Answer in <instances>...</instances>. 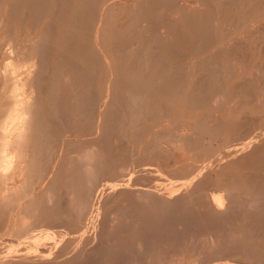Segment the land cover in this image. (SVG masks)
I'll return each mask as SVG.
<instances>
[{
    "label": "rangeland",
    "instance_id": "1",
    "mask_svg": "<svg viewBox=\"0 0 264 264\" xmlns=\"http://www.w3.org/2000/svg\"><path fill=\"white\" fill-rule=\"evenodd\" d=\"M15 1V2H14ZM40 4V5H42L43 4V6H41L42 7V9H40L39 10V8H40V5L38 4V5H36L37 4V2ZM48 1V2H47ZM63 1H67L68 2V4L67 3H65L66 5H64V3H63ZM82 2H83V0H81ZM80 0H73V2H72V0H43V1H41V0H0V5H2V6H0V13H4V16L2 17L3 18V20H2V26H1V28H0V34H5V35H3V36H7L8 35V37H11V38H13V39H15V40H18L19 39V35H21L22 36V45H24L27 41H26V39H25V37H27L28 35H31V39H32V41H33V46H31V48H29L28 46H26L25 48L27 49V48H29L30 50H31V52H32V54L33 55H35L36 56V58H37V56L39 57V56H41V55H39V54H37V51H39V47H40V45L38 44V41H39V43L41 42L40 40H43V42H44V45H42L41 43V46H44V48L43 47H40V52H38V53H42L43 55H45V59L47 60V62H46V60L42 57V58H39V59H43V60H41V64H42V62L45 60V62H46V64L43 62V64L41 65V67H40V72L43 70L44 72H45V69H47V71L44 73V75H46V74H49L50 73V71H51V67H50V65H51V63H53L52 61H53V59L55 60L56 58H57V63L56 64H58L57 65V67L59 68H61V69H65L67 66V68H66V70L67 69H69L70 67L72 68V67H74V66H77V68H79V73L82 75V76H84V77H82V79H81V83H83V84H80V86H79V90L80 91H83L85 88H88L89 89V87H88V82H90V83H94V85H96V89H97V91H98V86H97V84L95 83V81H96V79L99 77V69H98V67H99V65L97 66L96 64H94L93 63V61L91 60V59H93L94 60V62H95V57L97 58V56H99L100 54V52H101V54L102 55H104L105 56V58L101 55V56H99L98 58H99V61L98 60H96V61H98V63L99 64H102V65H104L105 64V68H106V71H107V74H106V76H105V80H108V82H106L105 81V84H107V83H109V78L110 79H112V77H113V75L111 74H109V70H107V68L108 69H110V71H111V69L115 66V63H119L120 64V66L122 67L123 65V67L122 68H124L125 69V67L127 68L126 70H134V68H133V65L135 66V64H136V67H138V68H135L136 70H134V71H136L137 72V74H138V72H140L138 75H139V78L138 79H140L141 81H143V80H148V78L150 77L151 78V80L152 79H154L153 81H155L156 83H160V82H162L163 81V79L162 78H164V81L162 82V83H164L165 81V83L167 84L169 81H171L172 80V83L174 84H176V83H178V81H181V79L183 78L184 79V77H185V79L188 81L187 82V84H185V79H184V81L185 82H183V81H181V82H179L178 84H180V83H182L183 84V86L185 87H183L182 85H179V86H182L183 87V89H180V88H177V90L179 89L180 91H182V92H180V94H178L177 92L179 91H177L176 93V95L178 96H181L183 99H188L189 100V95H191V96H193V97H197V98H195L196 100H194V98H192L191 100L192 101H194L193 103H185V104H183V105H175V103H173L172 101H170V99L168 100V97H167V94L168 93H170V91H168V93H165L166 94V96H165V94H162L161 96H160V94H159V92L162 90V89H165L164 87L161 89L158 85L156 86V83H153V81L151 82V80H150V85L151 84H153L154 85V87H157V89H160V91L159 92H152V89H154V87L153 86H151L152 87V89H150L149 90V88H147V90H148V92L146 91L145 92V89L146 88H144V94L142 93V95L140 96V98H137V100H135L136 101V103H137V105L135 106V108H134V101H133V103H132V99H130V98H132L134 95H129L128 94V96H129V100H131V104H133V105H131V107H133V109H135L136 110V113H137V110L139 109V104H141L140 105V107H142V109L140 108L139 110H141V112L142 113H144L142 116H144L145 118H143V120L144 121H141L142 119V116L141 115H138V118L140 119V120H135V124H136V121H139L138 122V125L137 126H133V127H135L134 128V131L133 132H135V130H136V132L135 133H133L134 135H133V137L135 138V140L134 139H132L133 137L131 136L130 137V139H132L133 141H134V146H133V143H131L132 142V140H130L129 138H128V134L130 135V134H132V133H128L127 135L125 134V130L123 129V128H125V126H123V128H120V126H117L116 127V129H115V132L113 131V129L115 128V125L116 124H114V122H115V117L118 119L120 116H124V117H120L122 120L121 121H123V124L124 125H126V123L128 122V118L127 117H129V115H130V113H129V111H130V107H129V109H128V105L130 106V101L128 100V101H124L126 98H127V94H124L125 92H121V91H118L117 90V92H115L114 93V95L116 94V93H120V96H122V97H124V99L122 98V97H120L119 96V93L118 94H116L117 95V97L119 96L120 97V99L122 98V100H119V103H121V105H119V103H118V105L120 106H118L117 104H114V105H117V107L119 108H115L116 106H114L113 105V103L112 102H108L107 103V100H109V99H111V98H114V97H116V96H114V95H110V97H108V94H106V98H105V106H106V109L108 108V107H110L108 110H107V112H106V114H108V116L107 115H105V118H106V116L108 117V121L109 122H107L106 121V119H105V121H106V124H104V126H106V125H108V127L110 126V127H112V125L114 126V128L112 129H110V127H109V129L108 128H106V130L107 131H105L106 133H104V134H106L105 136H103V142H105V144L106 145H108L107 147H108V149H109V151L107 152L106 150H103V153H102V155H104L105 157H103V165H102V170L100 171L101 172V174H100V176L98 177V174H95L94 172L96 171L95 169H98L97 168V166L95 167V166H93V168H92V170L91 171H93V173L92 172H89L90 174H93V176H92V178H91V176H89V178L91 179V180H94V179H96V178H94V176L95 177H97V178H101L100 179V185H99V183L97 182L96 184H93V185H91V186H88L86 189H85V191H83L84 192V195L85 196H87V195H89V198L86 200V201H88L89 200V202H86V204H87V206L89 207H87L86 205H85V207H86V209H89L92 213V215H93V217H92V215L91 214H88V215H86V214H83L82 216H84L85 217V219L80 215L79 217L78 216H76V217H78L77 219L79 220L80 219V217H82L81 219H83L84 220V222H81V223H84L83 224V226H82V224L81 223H79V221H78V225H77V221L75 220V216L73 215V217H75V218H71V219H73V220H71L70 218L68 219L69 221H70V223H69V221H67V220H64V218L63 219H61L62 218V216H66V215H68V217H69V215L71 214L72 215V213H73V211H71V210H68V213L69 214H66L65 213V211L64 210H62L63 212H61V209H62V207H65L63 204H64V200L62 201V198H61V200H59V201H57L58 202V204L59 205H63L61 208H59L60 206L59 205H57L58 206V208L57 209H60V211L59 212H61L60 214H59V212H58V214H59V216L61 217V218H59L58 217V214H56L57 216H56V220L57 219H60V221H59V223H57L58 222V220H57V222H56V220L54 219V222L53 223H55L54 225H56V226H54V227H52L53 229H54V233L55 234H57V238L54 240V242H53V247H54V249L56 248V246H61V245H63V246H65V248L64 247H62V248H64L65 249V251H66V249H67V251L65 252L64 251V249H62L61 247V249H62V252L64 251L65 253H67V252H71L69 249L71 248V250H72V253L73 252H76V251H73V250H75L74 248L72 249V247H74V246H69L70 244H68V243H70L71 242V245L74 243V242H72V241H79V240H83V239H85L86 237H88V240L90 241V237H89V235L88 234H90V236H91V239H92V241L93 242H90L89 244H86V241L85 242H83L82 243V241H80V243H82L81 245H85L84 247L85 248H87V251H86V249H83L84 247L83 246H81L80 245V243H77V244H79L80 246V248L81 247H83L82 249H79V247H78V245H76V243H75V247L77 248V249H79L80 251L81 250H83V252L85 251V253H86V255H85V257L87 258V263H86V261L84 262V261H82L83 262V264L85 263V264H92V262H93V264H98L97 262V260H99V258L101 257L102 259H100L99 260V264H115V261H117V264H119V260L122 258H120V253L121 252H123V250H124V252H123V254H125V251L127 252V255H128V253H129V251H131V249H132V247L134 248V247H136V248H134L132 251H135V253L137 252L139 255L138 256H140L141 257V255L140 254H142V252H143V259H140V261L141 260H144L143 262H142V264L143 263H145L146 264V262H148L147 260H146V258H145V252H146V254H147V252H148V254L150 255V254H152L151 256L152 257H149L148 256V254L146 255V257L148 256V258H152L151 260H149V262H160L161 261V264H168V262L170 263V264H173V263H175V264H193V263H195V264H197V263H199L200 264V262H205L204 264H206V261H207V264H234V261H235V264H247V261H248V264H255L254 262H257L259 259H261V261L263 262L264 260L262 259V258H264V224L261 222L262 220H264V214H262V212L264 213V211H262L261 212V210H264V209H260V207H263V205L261 206V204H264L263 202H264V200H263V196L261 197L260 196V194L261 193H263L264 194V187H263V185L261 186L260 184L262 183L263 184V180L260 178L261 177V175H262V178H264L263 176H264V167H262V166H264V164H262V166H261V163H264L263 161L261 162L260 160H263L264 159V136L262 137V136H260V132L262 131V133L264 132V122H262V121H264V120H262V117H263V115H264V69H261V67L262 66H264V0H236V1H234V3L235 2H237L236 3V5L235 4H231V5H228L229 6V8H227L228 6L227 5H223V3H225L226 1H228V0H206V2L204 3L203 1H205V0H175L174 2H172V1H170L169 3L171 4V6L173 5V8L171 9L170 7H167V9H166V6H168V1L167 0H165V3H166V1H167V4H166V6H165V3H163L164 4V6H165V8L163 7V5H162V2L163 1H159L158 0V2H157V0L155 1V0H128V3L127 2H123V4H121V5H123V6H119V5H113V6H111L109 3H103V1L102 0H91V1H94V2H91L90 0V2L92 3H86V1L87 0H85V2L82 4V2H81ZM126 1V0H125ZM153 1V2H152ZM207 1H208V3H207ZM11 2L13 3L12 5H11ZM32 2V3H31ZM33 2H35V3H33ZM95 2L97 3V7H96V4H95ZM140 2V3H139ZM188 2H190V3H188ZM195 2V3H194ZM42 3V4H41ZM47 3H49V4H47ZM176 3H178L177 4V6H174V4H176ZM186 3V4H185ZM209 3H211V4H209ZM217 3V4H216ZM245 3V4H244ZM47 4V5H46ZM77 4H79L78 6H80V7H77L76 5ZM84 4L86 5V7L87 8H89L88 10H87V8L85 9V6H84ZM169 4V5H170ZM90 5H92L91 7H90ZM108 7H107V6ZM126 5V6H125ZM211 5V6H210ZM235 5V6H234ZM238 5V6H237ZM63 6H65L64 8H65V11H64V9H62V7ZM76 6V7H75ZM104 6H106V8L104 7ZM109 6H111V8L109 9ZM209 6L211 7V8H209ZM213 6V7H212ZM223 6H225L224 7V9H223ZM231 6V7H230ZM38 7V8H37ZM55 7H56V11H53L52 12V10H54L55 9ZM122 7V10L120 11V8ZM233 7H234V10L232 11V9H233ZM237 7V8H236ZM262 7V8H261ZM15 8V9H14ZM58 8V9H57ZM75 8V9H74ZM82 8V9H81ZM96 8H97V10H96ZM102 8H103V11H102ZM105 8V9H104ZM117 8V10H115V9ZM127 8V9H126ZM170 8V9H169ZM191 8V9H190ZM14 9V10H13ZM78 10V12H77V10ZM91 9V10H90ZM114 9V10H113ZM188 9H190V10H188ZM195 9V10H194ZM223 9V10H222ZM226 9V10H225ZM230 9V10H229ZM236 9H237V11H236ZM261 9V10H260ZM11 10L13 11V12H11ZM41 10H42V12H41ZM62 10L64 11L63 12V14H62ZM73 10H74V12L77 14V16L74 14V12H73ZM76 10V11H75ZM80 10V11H79ZM81 10L83 11V12H85V11H87V12H85V13H87V16H84V13L82 12L81 13ZM110 10V11H109ZM125 10V11H124ZM126 10H127V12H126ZM177 10V11H176ZM215 10V11H214ZM258 10V11H257ZM262 10H263V13H261L262 12ZM58 11V12H57ZM88 11H90L91 12V16H93V17H91V16H89L88 17ZM94 12V14L96 13V11H97V13L94 15H92V13ZM191 11H193L192 13H191ZM25 12V13H24ZM35 12V13H34ZM60 12H61V14H60ZM101 12H102V14H101ZM111 12V13H110ZM177 12L179 13V14H177ZM188 12H189V14H188ZM210 12V13H209ZM237 12V13H236ZM8 13H10L11 14V16H10V14L8 15ZM52 13H53V15H52ZM58 13V14H57ZM126 13V14H125ZM128 13V14H127ZM185 15H184V14ZM197 13V14H196ZM216 13V14H215ZM236 13V14H235ZM250 13V17L248 16V14ZM72 16V18L74 19H71V17H70V15ZM181 14H182V16H181ZM191 14V15H190ZM193 14V15H192ZM262 14V15H261ZM56 15H63L62 17H61V19L59 18V16L58 17H56ZM74 15V16H73ZM78 15H80L79 17H78ZM86 15V14H85ZM256 15V16H255ZM7 16V17H6ZM15 16V17H14ZM50 16H52V18H49ZM78 17L79 19L78 20H76V22L75 23H73V21H75V18L76 17ZM96 16V18H94ZM186 16H190V18L188 17V19H186L187 17ZM14 17V18H13ZM84 19H83V18ZM91 17V18H90ZM100 17H102V18H100ZM111 17V18H110ZM182 17V18H181ZM254 17V20L252 19ZM256 17V18H255ZM258 17V18H257ZM70 18V19H69ZM88 18H90L89 19V23H87L88 21H87V19ZM92 18H94V20L95 19H97V21L95 22V21H92L93 19ZM196 18H199V20L200 19H202V20H204L205 18H207L208 19V21H206L208 24H209V27L211 28H213V30L212 31H214V32H212L211 31V33L208 35V36H205V37H203V35L200 33V32H198V31H195L196 32V34L193 32V31H191L193 28V25L195 26V24H197V20L198 19H196ZM11 19H12V21H11ZM40 19V20H39ZM110 19V20H109ZM169 19V20H168ZM184 19V20H183ZM190 19H192V20H190ZM194 19H196V21L194 20ZM207 19H205V20H207ZM242 19V21H240ZM246 19H247V21H246ZM51 21V23H49V25L48 24H46L48 21ZM70 20V21H69ZM86 20V21H85ZM104 20V21H103ZM108 21V22H105V21ZM173 22H172V21ZM187 22H186V21ZM204 20V21H205ZM247 22H245V21ZM9 21V22H8ZM10 21H11V23H10ZM49 21V22H50ZM66 21H68V23L66 22ZM82 21V22H81ZM101 21V22H100ZM193 21H195V23L193 22ZM210 21H212V22H210ZM252 21V22H251ZM263 21V22H262ZM78 22V23H77ZM94 22L96 23V24H94ZM98 22V23H97ZM99 22H100V24H99ZM175 22V23H174ZM184 22V23H183ZM191 22H192V29H189L188 27H190L191 26ZM243 23L242 24V26H239V25H241L240 23ZM254 22V23H253ZM260 24H259V23ZM35 23V24H34ZM65 23L67 24V25H65ZM183 23V24H182ZM210 23H212L213 24V26H212V24H210ZM257 23H258V25H257ZM33 24L35 25L34 27H33ZM79 24V25H78ZM86 24H87V26H86ZM105 24H107V25H105ZM189 24V25H188ZM198 24H199V22H198ZM239 24V25H238ZM255 26H254V25ZM263 24V25H262ZM48 27L47 29H49V27L51 26V25H53L52 27H51V30L50 31H46V27ZM62 25H63V27H62ZM64 25H65V28H64ZM69 25V26H68ZM74 25V27H73V30L71 31V28H70V26H73ZM91 26V28L93 29L92 30V33H91V31H90V26ZM92 25H93V27H92ZM173 25V26H172ZM177 25V26H176ZM254 26V28L252 27V26ZM67 26V27H66ZM84 27L83 29L81 28L80 30L79 29H77V28H79V27ZM117 26V27H116ZM187 26V27H186ZM239 26V27H238ZM249 26V28L250 27H252V29H254V32L252 31V29L250 28L249 30H248V28L245 30V27H248ZM11 27L13 28V29H11ZM44 27V28H43ZM65 30H63V31H61L60 29H62V28ZM85 27H87V28H85ZM103 27V28H102ZM201 27H203V26H201ZM228 27H229V30H227L228 29ZM236 27H238V28H236ZM256 27V28H255ZM257 27H258V30H257ZM35 28V29H34ZM69 28V29H68ZM95 28H97L96 30H95ZM111 28V29H110ZM118 28V30H116ZM176 28V32H173L174 31V29ZM182 28H183V30H182ZM216 28V29H215ZM217 28L219 29L218 31H215V30H217ZM227 28V29H226ZM260 28V29H259ZM22 29V30H21ZM32 29H34V31H32L31 32V30ZM45 29V30H44ZM54 29V30H53ZM103 31H102V30ZM107 29H108V31H107ZM178 29V30H177ZM181 31H180V30ZM186 29V30H185ZM230 29H231V31H230ZM238 30V31H236V30ZM13 32H12V31ZM44 30V31H43ZM77 30H79L78 32H77ZM110 30H113L112 31V33L111 32H109ZM116 30V32L117 33H115L114 31ZM245 30V31H244ZM9 31H11V32H9ZM19 31V32H18ZM70 31V32H69ZM76 31L77 33L75 34L74 32ZM90 31V33L88 34V32ZM102 31V32H101ZM180 31V32H179ZM183 31V32H182ZM185 31V32H184ZM191 31V32H190ZM228 31H230L231 33L229 34V32ZM236 31V32H235ZM48 32H49V34H48ZM64 32H66V33H64ZM98 32V33H97ZM180 34H179V33ZM217 32V33H216ZM228 32V33H227ZM243 32H244V36L245 37H247V39L245 38V37H243ZM253 32V33H252ZM10 33H12L11 35H10ZM14 33V34H13ZM42 33H43V35H42ZM47 33V34H46ZM69 33V34H68ZM97 33V34H96ZM100 33H102L101 35H100ZM109 33V34H108ZM115 33V34H114ZM182 33V34H181ZM189 33V34H188ZM194 35H193V34ZM214 33V34H213ZM249 33H252V34H249ZM68 34V35H67ZM82 34V35H81ZM95 34V35H94ZM113 34V35H112ZM121 34V35H120ZM190 34L192 35V36H190ZM211 34H213V35H211ZM216 34V35H215ZM219 34V36H218V40H220V41H218L217 40V35ZM223 34V35H222ZM225 34L227 35L226 37L229 39V41L231 40V42L230 43H228L227 42V38L225 37ZM242 34V35H241ZM247 34V35H246ZM52 35V36H51ZM60 35H62V37H68V38H66V40L64 39V38H62ZM87 35H90L91 37H89V36H87ZM94 37H93V36ZM97 35V36H96ZM99 35V36H98ZM102 35H104L103 37V39H102ZM135 35H138L139 36V38L138 37H135ZM180 35V36H179ZM184 35H186L185 37H184ZM188 35V36H187ZM215 35V36H214ZM42 36H45V38H46V40H44L45 38H42ZM52 38H51V37ZM77 36V37H76ZM85 36V37H84ZM111 38H110V37ZM210 36V37H209ZM211 36H212V38H211ZM213 36H214V38H213ZM236 36V37H235ZM238 36V37H237ZM248 36H249V39H248ZM87 37H89V38H87ZM99 39H98V38ZM106 37V38H105ZM175 37V38H174ZM177 37H181V38H177ZM185 38V39H183V38ZM190 37V38H189ZM197 37H200V38H197ZM234 37V38H233ZM29 38V40H31ZM38 38L40 39V40H38ZM42 38V39H41ZM48 38V39H47ZM86 38L87 39H91L92 40V43H90L91 42V40H90V42H87V41H85L84 42V40H86ZM94 38V39H93ZM156 38V39H155ZM195 38H196V40H195ZM202 38V39H201ZM208 38H210V41H209V39ZM225 38V39H224ZM53 39V40H52ZM68 39V40H67ZM104 39H106V40H104ZM121 39V40H120ZM155 39V40H154ZM172 39H173V41L175 42L174 44H173V41H172ZM183 39V40H182ZM187 39V42H185V40ZM201 39V40H200ZM205 39V40H204ZM215 39V40H214ZM227 39V40H226ZM234 39V40H233ZM52 40V41H51ZM65 40V41H64ZM94 40V41H93ZM157 40V42H155ZM175 40H177V41H175ZM180 40H182V41H180ZM202 41V42H200V41ZM214 40V41H213ZM26 41V42H25ZM59 41V42H58ZM78 41V42H77ZM102 41H103V43L105 42L106 43V49H105V47H101V45H102ZM121 41V42H120ZM170 41V42H169ZM204 41V42H203ZM226 41V42H225ZM54 42V43H53ZM63 42H65V43H63ZM116 43V44H114V43ZM119 43V45H118V43ZM171 43V44H173V45H171V44H169V43ZM178 42V43H177ZM180 42V43H179ZM190 42V44H188ZM208 42V43H207ZM215 42V43H214ZM236 42V43H235ZM48 43V44H47ZM49 43L51 44L50 46H49ZM74 43V44H73ZM77 43V44H76ZM80 43H82V45L80 44ZM83 43H84V45H83ZM91 44V45H89V44ZM97 43V44H96ZM108 43V44H107ZM157 43V44H156ZM185 43H187L186 45H184ZM200 44V47H198L199 46V44ZM224 43V44H223ZM232 43H235L236 45H234V44H232ZM239 43H241V45L239 44ZM85 44H86V46H85ZM111 44V45H110ZM162 44H164V47H163V45ZM168 46H167V45ZM177 44V45H176ZM181 44V45H180ZM196 44V45H195ZM198 44V45H197ZM229 44H231V45H229ZM48 45V46H47ZM104 45V44H103ZM108 45V46H107ZM138 45H140L141 46V48H139V46ZM158 45H160V47L158 46ZM207 45V46H206ZM228 47H227V46ZM239 45V46H238ZM47 46V48H45ZM53 46V47H52ZM62 46V47H61ZM81 46H84L83 47V49H82V47ZM87 46H89L88 47V50L87 49H85V48H87ZM90 46L92 47V49H93V53L91 52V50L92 49H90ZM98 46H100V47H98ZM105 46V45H104ZM128 46V48L126 49V47ZM169 46L170 47H172L171 49L169 48ZM175 46V47H174ZM176 46H178V47H176ZM198 47V48H196V47ZM223 46H226V47H224L223 48ZM236 46V47H235ZM97 47V48H96ZM122 47V48H121ZM152 47H153V49H152ZM165 47H167V48H165ZM220 47H222V48H220ZM63 48V49H62ZM79 48L81 49V51L79 50ZM98 48H101L99 51L100 52H98V54H97V49ZM120 48L121 50L119 51L118 49ZM157 48V49H156ZM160 48V49H159ZM169 48V49H168ZM177 48L180 50V53L182 54V55H180V53H178V50H177ZM232 49V48H234V51H233V49H232V51L230 50V49ZM25 49V50H26ZM37 49V50H36ZM45 49V50H44ZM46 49H48V50H46ZM59 49V50H58ZM74 49H76V50H74ZM84 49L85 50H87V51H84ZM107 50V51H104V50ZM124 49H126V50H124ZM139 49V50H138ZM143 51H142V50ZM147 49V50H146ZM162 50L161 51V53H160V51L159 50ZM173 49V50H172ZM175 49H176V54H175ZM187 49H188V51H187ZM222 49V50H221ZM226 49H227V51H226ZM30 50H28L27 49V51H30ZM46 51V53H44V51ZM133 52H132V51ZM172 50V51H171ZM197 50H198V53H197ZM200 50V51H199ZM217 50H221V51H219V52H217ZM229 50V51H228ZM43 51V52H42ZM72 51V52H71ZM85 53H84V52ZM96 51V53H95V56H94V58L92 57V55H94V52ZM111 51V52H110ZM130 51H131V53H130ZM155 51H157V53L155 52ZM185 51V52H184ZM190 51V52H189ZM204 51V52H203ZM217 53H216V52ZM48 52V53H47ZM83 52V53H82ZM88 52V53H87ZM119 52H120V54H119ZM122 52V53H121ZM221 52V53H220ZM228 53V55H227V53ZM232 52V53H231ZM63 53H65V54H63ZM72 53V54H71ZM87 53V54H86ZM109 53V54H108ZM126 55H125V54ZM131 55H130V54ZM137 53V54H136ZM195 53V54H194ZM232 55H231V54ZM85 54H86V56L87 57H85ZM90 54H92L91 55V57L89 58V55ZM122 54L123 55H125L126 56V58H125V56H124V59L122 58L123 56H122ZM144 54V55H143ZM148 54V55H147ZM157 54H159L158 56H157ZM160 54H162L161 56H160ZM173 54H175V55H177V56H173ZM183 54L185 55V56H183ZM197 54V55H196ZM222 54V55H221ZM229 54H230V57H229ZM49 56V58L47 59V57ZM76 57H74V56ZM79 55H81V56H79ZM97 55V56H96ZM109 55V56H108ZM128 55H130L131 56V58L128 56ZM139 55V56H138ZM143 55V56H142ZM147 55V56H146ZM164 55V56H163ZM167 55V56H166ZM178 55H179V58H177L178 57ZM187 55H188V57H187ZM200 55V56H199ZM219 57H218V56ZM69 56H70V59H69ZM107 56V57H106ZM148 56H151V57H148ZM209 56L210 57H212L211 58V60L209 61L208 59H209ZM221 56L222 57H227L228 56V58H224V60L221 58ZM59 57H61L60 59L61 60H58V58ZM72 57V58H71ZM74 57V58H73ZM83 57V58H82ZM85 57V58H84ZM108 57H110L111 59H109ZM120 57H121V61H123V63L124 64H122L121 63V61H120ZM128 57V58H127ZM157 59H156V58ZM171 58V59H169V58ZM173 57H175L174 59H173ZM183 57V58H182ZM207 57V58H206ZM82 58V59H81ZM97 58V59H98ZM103 58V59H102ZM117 58V59H116ZM134 58V59H133ZM136 58V59H135ZM139 58V59H138ZM140 58H141V60H140ZM177 58V59H176ZM217 58H220V59H218L219 61H217ZM38 59V58H37ZM76 59V60H75ZM83 59H88V60H83ZM100 59H101V61H100ZM126 59H127V61H126ZM138 59V60H137ZM145 59V61H143ZM146 59H148V60H146ZM192 59V60H191ZM74 60L75 61H77V60H79V61H77V62H79V63H76V64H78V65H76L75 64V62H74ZM116 60V61H115ZM133 60H136V61H134V62H136V63H132L131 61H133ZM150 60V61H149ZM157 60V61H156ZM177 61L176 63H175V65H174V62L175 61ZM199 61V63L200 64H198V61ZM59 61H61V62H59ZM87 61L89 62L88 64L89 65H91V67L93 68V69H95L96 70V73H95V71L94 70H92V72L90 73V74H86V75H84V74H82L81 73V71H83V70H85L86 68H87V66H88V64H87ZM103 61H104V64H103ZM106 61V62H105ZM107 61H109V63L107 62ZM146 61H148L147 62V64H145L146 63ZM159 61V62H158ZM197 62V63H195V62ZM205 62V63H203V62ZM209 61V65H208V62ZM214 61H215V64H213L214 63ZM72 62V63H71ZM86 62V63H85ZM131 62V63H130ZM144 64H143V63ZM152 62V63H151ZM154 62V63H153ZM50 63V64H49ZM90 63H92V64H90ZM95 63H97V62H95ZM97 63V64H98ZM107 63V64H106ZM182 64V65H179V64ZM207 63V64H206ZM217 63V64H216ZM71 64V65H70ZM114 64V65H113ZM122 64V65H121ZM133 64V65H132ZM139 64L141 65V67L139 66ZM152 64H154V65H152ZM167 67H165V69H163L164 68V65ZM171 66H169V65ZM47 65V66H46ZM73 65V66H72ZM94 67H93V66ZM110 65V67H108ZM118 65V64H117ZM128 65H130V66H128ZM143 65V66H142ZM144 65L146 66L147 65V67H146V69H145V67H144ZM163 65V66H162ZM179 65V67H181L182 66V69H184V70H182V73H185V75L184 76H182V74H178V72L180 71L179 70V67H177V66ZM200 65V66H199ZM205 65V66H204ZM214 65H216V67L214 66ZM259 65V66H258ZM42 66H44V67H42ZM150 66V67H149ZM162 66V67H161ZM176 66V67H175ZM204 66V67H203ZM210 66V67H209ZM218 66H222V67H218ZM225 66V67H224ZM48 67V68H47ZM56 67V68H57ZM86 67V68H85ZM88 67H90V66H88ZM101 67H103V66H101ZM162 68V70H161V72H159V69H161ZM169 67V68H168ZM186 67V68H185ZM199 69H198V68ZM203 67V68H202ZM207 69H206V68ZM213 67V68H212ZM218 67V68H217ZM256 67H258V68H256ZM57 68V69H58ZM76 68V67H75ZM76 68V69H77ZM81 68V69H80ZM144 68V69H143ZM154 68V69H153ZM192 68V69H191ZM200 68H201V70H200ZM211 68V69H210ZM218 70H217V69ZM220 68V69H219ZM260 68V69H259ZM263 68V67H262ZM75 69V70H76ZM142 69V71H140ZM152 69V70H151ZM215 69L217 70V71H215ZM59 71H60V69H58ZM78 70V69H77ZM76 70V71H77ZM144 70V71H143ZM170 72H169V71ZM176 70V71H175ZM179 70V71H178ZM188 70V71H187ZM204 70H206V73L204 72ZM260 70V71H259ZM148 71V72H147ZM152 71V72H151ZM186 71V72H185ZM211 71V72H210ZM263 72V73H260V72ZM94 72V73H93ZM159 72V73H158ZM174 72V73H173ZM188 72V73H187ZM220 72V73H219ZM142 73V74H141ZM156 73H158V74H160V76L158 75V74H156V77L158 78V77H160V78H155L154 76H155V74ZM163 73H165L164 75H166V76H163L162 74ZM177 73V74H176ZM186 73L187 74H189V75H186ZM213 73V74H212ZM95 75V80H94V78H91V76L93 77L94 75ZM141 74V75H140ZM148 74H150V76L148 77L147 75ZM218 76H217V75ZM105 75V74H104ZM158 75V76H157ZM169 75V76H168ZM171 75H173V76H171ZM200 75H202V79H201V81H199L200 80V78H201V76ZM203 75H205V76H203ZM207 75H209V76H207ZM215 75V76H214ZM87 76V77H86ZM146 76H147V78H146ZM171 76V77H170ZM177 78H176V77ZM180 76H182V78L180 77ZM211 76V77H210ZM141 77H144L143 78V80H142V78ZM162 77V78H161ZM175 77V78H174ZM221 77H222V79H221ZM253 78V79H250V78ZM263 77V78H262ZM64 78L66 79V82H68V87L67 88H65V90L68 92V93H71V91H72V89H74L73 87V85L75 84V83H72V82H69L70 80H68L67 81V79H69V78H67V77H62L61 78V81L63 82V80H64ZM106 78H108V79H106ZM172 78V79H171ZM178 78H180V80L178 79ZM197 78H199V79H197ZM207 78V79H206ZM245 78H247V79H245ZM262 78V79H261ZM93 79V80H92ZM160 79V80H159ZM175 79V80H174ZM210 80V82H209V80ZM83 80H84V82H83ZM89 80V81H88ZM167 80H169V81H167ZM176 80H178V81H176ZM215 80V81H214ZM240 80H241V82H240ZM244 80L247 82V81H249V82H247V83H252L253 81H254V83H252V85L253 86H251L250 84H247L246 82H244ZM252 80V81H251ZM91 81H94V82H91ZM173 81H175V82H173ZM197 81H199L200 82V85L199 84H197L196 85V83H197ZM208 83H207V82ZM227 82L228 81V83H225V82ZM251 81V82H250ZM65 82V80H64V82H63V87H66L67 86V83ZM196 82V83H195ZM204 82H206L205 84L207 85V88H206V85L203 87L202 86V84L204 83ZM223 82V83H222ZM240 82V83H239ZM65 83V84H64ZM164 83V84H165ZM171 82H169L167 85H170L171 86V88H168V90H171V93H173V92H175L176 91V87H173L174 85L172 84H170ZM195 83V84H194ZM209 83H211V85L213 86V87H211V85L209 84ZM221 83H222V85H221ZM237 83H238V87H237ZM164 84L162 85V86H164ZM165 84V85H166ZM178 84H176L177 86H178ZM185 84V85H184ZM208 84L210 85V88L208 87ZM239 84H240V86H239ZM247 85V87H246V85ZM66 85V86H65ZM70 85H71V90L69 91V88H70ZM91 86H90V88L92 87V85L93 84H90ZM236 86L235 88H237V90H235L237 93H233V92H235L234 91V87L233 86ZM248 85H250V86H248ZM160 86H161V83H160ZM178 86V87H179ZM195 86H197V87H195ZM242 86V87H241ZM255 86V87H254ZM150 87V86H149ZM181 87V88H182ZM203 87V88H202ZM224 87V88H223ZM242 89V88H245V89H240V88ZM248 87H250V88H248ZM93 88V91H94V93L96 92V89H95V87L93 86L92 87ZM173 88L175 89V91H173ZM195 88H197V89H195ZM203 90H202V89ZM246 88H247V90H246ZM232 89V90H231ZM238 89H240V91H238ZM155 91H157L156 90V88L154 89ZM196 90V91H195ZM225 90V91H224ZM248 90H250V91H248ZM85 91V90H84ZM88 91V90H87ZM89 91H90V89H89ZM141 91V90H140ZM167 91V90H166ZM173 91V92H172ZM199 91V92H198ZM246 91H248V92H246ZM142 92V91H141ZM154 93L156 96H159L158 98L157 97H155V95H153L152 96V94L151 93ZM162 92V91H161ZM160 92V93H161ZM194 92V93H193ZM197 92V93H196ZM204 92L208 95H206L205 94V96H207V98L209 99H207V101L208 102H205L204 101V103H201L200 101H202V100H200V98L202 99L203 97H204ZM224 92V93H223ZM91 93V92H90ZM94 93L92 92V94H91V96H89V97H91V98H85V101L78 107L79 109H77L75 112H73V114H74V116L75 115H77L78 113H83V114H81L82 116H81V118H80V121H83V123H81L80 122V128H81V126H82V128H84V124L86 125V129L87 128H89V127H87L88 125L90 126L91 125V127H93L94 126V124H95V122H96V117H94V115H89V114H95V113H92L91 112V110H89L88 111V109H89V107L91 106L92 107V105L93 106H95V104H93V103H96L95 101L94 102H91L92 100L91 99H93L94 97H95V95H94ZM108 93H111V91L110 92H108ZM157 93V94H156ZM212 93H214L213 95H212ZM225 93H227V94H225ZM146 94H147V96H146ZM159 94V95H158ZM210 94V95H209ZM151 95V96H150ZM187 95V96H186ZM87 96V95H86ZM92 96H94V97H92ZM111 96H114V97H111ZM163 96V97H162ZM191 96H190V98H191ZM202 96V97H201ZM211 96V97H210ZM108 97V98H107ZM126 97V98H125ZM141 97H142V99L144 100V98H146L145 99V105L146 106H148V107H144L145 105H142V102H143V100L141 99ZM144 97V98H143ZM150 97H152V99H150ZM166 97V98H165ZM188 97V98H187ZM153 98H155V101L156 102H154V99ZM162 98V100H160ZM206 98V97H205ZM210 98H211V100H210ZM88 99H89V101L92 103V105H91V103H89V101H88ZM119 99V98H118ZM128 99V98H127ZM126 99V100H127ZM135 99V98H134ZM138 99H140L142 102H140V103H138L137 101H139ZM148 99H149V101H148ZM166 101H165V100ZM167 100H168V102H167ZM200 100V101H199ZM204 100V99H203ZM86 101L90 104H88V103H86ZM146 101H148V102H146ZM170 101V102H169ZM195 101H197L196 102V104L198 103V101H199V106H200V108H199V106L198 105H196V106H194L195 105ZM209 101H212V102H209ZM214 101V102H213ZM123 102V103H122ZM112 105H111V104ZM126 103H127V105H126ZM147 103V104H146ZM211 103V104H210ZM257 103H258V105H257ZM259 103H260V105H262V108L259 106ZM86 104H88V105H86ZM97 104V103H96ZM108 104V105H107ZM122 104L124 105V106H122ZM143 104H144V102H143ZM173 104V105H172ZM250 104L252 105V106H250ZM88 106V108H86V106ZM187 105H188V107H187ZM248 105V106H247ZM97 106V105H96ZM92 107V108H97V107ZM114 106V107H113ZM125 106H127L126 108H125ZM243 106H245V107H243ZM256 106H258V111L256 110ZM112 107V108H111ZM122 107V108H121ZM138 107V108H137ZM171 109H170V108ZM243 107V108H242ZM249 107H251V108H249ZM256 107V108H255ZM83 108H86L87 110L85 111ZM123 108H125L126 110V113H124V111H122L121 113H122V115H121V113H120V111L121 110H123ZM147 108V109H146ZM227 108V109H226ZM237 108V112L236 111H234V109H236ZM255 108V109H254ZM95 109L93 110V112H95ZM113 111H112V110ZM119 110V112L118 111H116V110ZM207 109V110H206ZM213 109H215V111L213 110ZM228 109H231V111L229 110V111H227ZM232 109H233V111H234V113L232 112ZM81 110H82V112H81ZM109 110H111L110 112H108ZM143 110V111H142ZM146 110V111H145ZM157 110V111H156ZM171 110V111H170ZM243 110V112H241ZM256 110V111H255ZM116 111V112H115ZM132 111V110H131ZM130 111V112H131ZM152 111V112H151ZM171 113H170V112ZM199 111H200V113H199ZM251 113H250V112ZM112 112V113H111ZM114 112H115V116H112V115H114ZM133 112H134V110H133ZM132 112V114H134ZM163 112V113H162ZM241 112V113H240ZM256 114H255V113ZM258 112V113H257ZM85 113H86V115H85ZM89 113V114H88ZM111 115H110V114ZM119 113V114H118ZM123 113H124V115H123ZM162 113V114H161ZM228 113V114H227ZM235 113H237V115L235 116V117H233L234 119H233V124H232V127L233 126H236V127H229L228 129H233V130H231V131H234V132H230V130H229V134L227 133V132H225V133H220L219 135H218V131L219 132H221V131H223V129L221 130V129H219V127H220V124H221V122H222V120L224 121V119H225V117H228L229 115H231V114H235ZM252 113H254V114H252ZM62 114H64V117L61 115V114H59V116L61 115L62 117H59V118H55L54 120H56L57 119V121H54V122H58L59 123V120H60V118H62L63 120L61 121L62 123L65 121V119L67 118V120H68V123H67V121L66 122H64L62 125L64 126V124L65 125H67V127H70V126H74V123H73V125H71V123H69V119H71V117H72V113L69 115L70 116V118H69V116H68V114L66 113H62ZM118 114V115H117ZM155 114V115H154ZM169 114V115H168ZM203 114V115H202ZM211 114V115H210ZM65 115L66 116H68V117H66L65 118ZM88 117L87 119H85L86 117ZM126 115V116H125ZM194 115V116H193ZM219 115V116H218ZM249 115V116H248ZM118 116V117H117ZM139 116H141V117H139ZM151 116V117H150ZM162 116V117H161ZM200 116V117H199ZM202 116H206L205 118L204 117H202ZM114 117V119H113V121H112V118ZM246 117H248V119H246ZM251 117V118H250ZM253 117H255V118H257V121L256 122H253V121H255L256 119H254ZM149 118V119H148ZM206 119V120H204V119ZM208 118V119H207ZM251 119V121H250V119ZM59 119V120H58ZM94 119V120H93ZM116 119V120H117ZM126 119V121H124ZM245 119V120H244ZM254 119V120H253ZM263 119H264V117H263ZM88 120V121H87ZM110 120H111V124L109 125L108 123H110ZM147 120V121H146ZM217 120V121H216ZM242 120H244V121H246L245 122V125H244V122L242 121ZM247 120H249L250 121V123L248 124V127L246 126L247 125ZM253 120V121H252ZM260 120V121H259ZM84 121H85V123H84ZM87 121V122H86ZM118 121H120L119 119H118ZM175 121L177 122V123H175ZM200 121H203L204 123H203V129H199V128H194V126H192L193 124H194V122H200ZM89 122L91 123V124H89ZM145 122V123H144ZM146 122H148V124L146 123ZM173 122H174V124H173ZM241 122H243V124L241 123ZM252 122V123H251ZM88 123V124H87ZM113 123V124H112ZM167 123V124H166ZM186 124L187 126H182V128H181V130H180V133L182 134H185V140H183V141H181L182 143H181V147H182V149L184 148V150H185V153H186V155H189V153H190V155L192 154L193 155V157H192V159L190 158V161L192 160V161H194V162H190L191 164H194V165H196V166H199V167H201V166H203L204 167V163H207L208 161H210V158H212V156L214 155V154H217V152H220V153H222V154H224L225 156L221 159V160H219V161H215V160H212L211 161V163H210V165L209 166H207V167H205V168H202V170H201V172L200 173H198V175H196V177L194 178V180L189 184V185H184V186H181V185H177V184H175V185H173L174 183H175V181H177L178 179H179V175L180 174H182V172L184 171V168H185V163L183 162V161H181V160H177L176 158H175V156L173 155V152H171V151H166V150H162V148L160 149L158 146V142L159 141H163L164 139H163V137L165 138V136L167 137V139L166 140H168V138L170 139V138H174L175 139V137H172V135L173 136H175V131H176V126H177V124ZM237 123V125H234V124H236ZM240 123H241V125H243V126H245V127H243L242 126V128L240 127L241 125H240ZM255 123H257V125L255 124ZM77 124V123H76ZM117 124H118V122H117ZM140 124V125H139ZM144 124V125H143ZM167 125V127L166 128H168V126H169V129L171 128L172 129V131L171 132H169V133H173V134H166V133H162L161 132V130H156V129H158V128H160L161 129V127L162 128H164L165 126ZM170 125H175V126H170ZM239 125V126H238ZM252 125V126H251ZM78 126H79V124H78ZM139 126H141V127H139ZM144 126V127H143ZM146 126H149V128L147 129V130H144V128L146 127ZM160 126V127H159ZM250 126H251V128H253V130L254 131H252V129L250 130V129H248V128H250ZM90 127V128H91ZM119 127V128H118ZM138 127V128H137ZM241 128V129H239V130H237L238 128ZM73 128V127H72ZM81 128V129H82ZM105 128V127H104ZM119 130H118V129ZM141 128V129H140ZM194 128V129H193ZM235 128H237V129H235ZM86 129H84V130H86ZM169 129H168V131H169ZM246 129H248L247 131H252V134H250V132L248 133V132H246V134L248 133V136L246 135V136H244V133H242L243 131H245ZM111 130V131H110ZM120 130H122L121 131V135H122V133H124L123 135L124 136H121V138H120ZM138 130V131H137ZM175 130V131H174ZM224 130H226V129H224ZM257 130V131H256ZM260 130V131H259ZM88 131V130H87ZM86 131V132H87ZM103 131H104V129H103ZM113 131V134L114 133H116V134H112L111 132ZM118 132V134H117V132ZM124 131V132H123ZM141 131V132H140ZM153 131V132H152ZM174 131V132H173ZM226 131H228V130H226ZM238 131V132H237ZM242 131V132H241ZM109 132L111 133L110 135H111V137H109L110 135H109ZM187 132V133H186ZM256 132V133H255ZM153 133H155L156 135H154ZM209 133H212L211 135H207V134H209ZM235 135H234V134ZM241 133H242V135H241ZM108 134V135H107ZM228 134V135H227ZM255 134V135H254ZM258 134V135H257ZM95 135V133L94 134H92L91 136H86V137H88V138H91V137H93ZM115 135H116V137H115ZM150 135V136H149ZM170 136V137H168V136ZM193 135V136H192ZM223 135V136H222ZM225 135L227 136L226 138H225ZM106 136H107V138H106ZM114 136V137H113ZM125 136H126V138H125ZM154 136V137H153ZM155 136L156 137H159L158 138V142H157V146H155L154 144H153V142H154V140L155 139H153V138H155ZM190 136V137H189ZM217 138H216V137ZM219 136V137H218ZM242 136V140L240 139V137ZM260 136V137H259ZM65 138L66 136H62V138ZM105 137V138H104ZM246 137H248V138H246ZM253 137H255V138H253ZM108 138H111L110 139V141L108 140ZM122 138H124L123 140H126V141H123L122 140ZM162 140H161V139ZM222 139V141H221V139ZM236 138H237V141H236ZM246 138V139H245ZM104 139H107L106 141H107V143L109 142V144H107L106 143V141H104ZM114 139V140H113ZM129 139V140H128ZM148 139H150V142L148 143L147 141H148ZM151 139H153L152 141H151ZM174 139H172V140H174ZM216 139V140H215ZM235 139V141H233ZM240 139V140H239ZM171 140V139H170ZM195 140V141H194ZM255 140V141H254ZM112 141V142H111ZM120 141H121V143H120ZM127 141H128V144H127ZM130 141V142H129ZM165 141V140H164ZM253 141V142H252ZM119 142V143H118ZM129 143H131V145H132V147H130L131 145L129 144ZM136 143H137V146H138V148H137V146H136ZM217 143V144H216ZM220 143V144H219ZM105 144L103 143V148H106V146H105ZM119 144H121V145H119ZM199 144V145H198ZM243 145V146H242ZM136 146V147H135ZM142 146V147H141ZM195 146V147H194ZM217 146V147H216ZM221 146V147H220ZM135 148V150H134V148ZM159 148V151H157L158 150V148ZM257 147V148H256ZM156 148V149H155ZM215 148V149H214ZM242 148V149H241ZM107 149V150H108ZM112 149V150H111ZM136 149H138V150H136ZM228 149V150H227ZM128 150H129V152H128ZM145 151L144 153L143 152H140V151ZM162 150V151H161ZM213 150V151H212ZM260 150V151H259ZM95 151V150H94ZM105 151V152H104ZM132 151H134V152H132ZM136 151V152H135ZM156 151V152H155ZM247 152V153H246ZM141 153V154H140ZM156 153V154H155ZM257 153V154H256ZM259 153V154H258ZM129 154V156H127ZM144 154V155H143ZM158 155V156H160L159 158L161 159V163L163 164H160V159L158 158V160H156V157H155V155ZM163 154V155H162ZM97 155V154H96ZM133 155V156H132ZM140 155V156H139ZM144 157H143V156ZM150 155H153V156H150ZM166 155V156H165ZM170 157H169V156ZM261 155H262V158H261ZM132 156V157H131ZM134 156H135V159H133L134 158ZM139 156V157H138ZM150 156V157H149ZM194 156L196 157V158H194ZM260 158H259V157ZM113 157V158H112ZM136 157H137V159L139 158V160L140 159H142V157L144 158V159H142L143 161L146 159V161H144V162H146V164L145 165H149V164H151V165H149V166H145L144 165V162L143 163H141V160H140V162H139V160L137 161V162H135L137 159H136ZM191 157V156H190ZM129 158H130V160H129ZM105 159V160H104ZM148 159V160H147ZM151 161H150V160ZM111 160H113V162L111 161ZM132 160L134 161V162H132ZM154 160V161H153ZM104 161H107V165L105 164V166H104V163H106V162H104ZM111 161V162H110ZM149 161V162H148ZM154 163H153V162ZM259 161V162H258ZM167 162V163H166ZM172 162V163H171ZM255 162V163H254ZM136 163V164H135ZM140 163L142 164V165H140ZM156 163V164H155ZM177 164V166H176V164ZM178 163H180V164H178ZM138 164V169H134L135 167H136V165ZM155 164V165H154ZM161 166H160V165ZM167 164H168V167H167ZM171 165V167H170V165ZM254 164V165H253ZM116 165V166H115ZM129 165V166H128ZM135 165V166H134ZM178 165H180L179 167H178ZM250 165H253V166H255L256 168H254L253 166H250ZM120 166H123V168H120ZM132 166H134L133 168H132ZM140 166V167H139ZM157 166H159L158 168H159V170L161 169V171H159L158 169H156L157 168ZM166 166V167H165ZM259 166V167H258ZM106 167H108V168H106ZM136 167V168H137ZM149 167H151V171H148L150 168ZM156 167V168H155ZM165 167V168H164ZM176 167H178V168H176ZM184 167V168H183ZM95 168V169H94ZM104 168H106L107 169V171H106V169H105V171H106V175L104 176L103 174L105 173V171H103L104 170ZM127 168H129V169H127ZM146 170L147 168H148V170H146L147 171V174L145 173V171L143 172V170ZM94 169V170H93ZM109 169V170H108ZM139 169H141V171H142V173H140L139 174V172H141ZM170 169V170H169ZM123 170V173L125 172L126 173V171L128 172V176L124 173V174H120V172ZM135 170H136V174H134L135 173ZM154 170V171H153ZM166 170V171H165ZM174 170V171H173ZM178 170H180V171H178ZM98 171L99 170H97V172L96 173H98ZM154 172V173H152V175H151V173L150 172ZM171 171V172H170ZM243 173H245V174H243ZM104 172V173H103ZM134 172V173H133ZM164 172H167L169 175H166V173H164ZM172 172H174V173H172ZM178 173V174H176L177 175V177H175L174 176V174L175 173ZM145 173V174H144ZM162 173H163V175H162ZM117 174H120L121 176H119L118 175V178H116L117 177ZM130 174V175H129ZM149 174V175H148ZM172 174V175H171ZM126 175V176H125ZM136 175H137V177H139V180H138V178H134L133 179V177H136ZM138 175H142V176H138ZM216 175V176H215ZM105 177V178H103L102 179V177ZM125 176V177H124ZM156 176V177H155ZM257 177V179L255 180V178ZM114 177V178H113ZM175 177V178H174ZM260 178V181H261V183L259 184V186H261V189L260 188H258L259 186H258V183L259 182H257V181H259V178ZM108 178H110V180L108 179ZM119 178H122V179H119ZM128 180H127V179ZM140 178H143L142 180H143V182H142V180L140 179ZM113 179V180H112ZM116 179H118V180H116ZM133 179V180H132ZM101 180H102V182H101ZM109 180V181H108ZM114 180L115 181H118V183L116 182H114ZM219 180V181H218ZM230 180V181H229ZM121 181V182H120ZM130 181H132V184H131V182ZM133 181H135L134 182V184H133ZM221 181V182H220ZM114 182V183H113ZM141 182H142V184H141ZM221 183V184H218L217 185V183ZM108 183H109V185H108ZM110 183H113V184H111L110 185ZM146 183V184H145ZM223 183H224V185H223ZM251 183V184H250ZM152 185V186H151ZM231 185V186H230ZM138 186V187H137ZM171 186V187H170ZM213 186V187H212ZM216 186H217V188H216ZM229 186L230 187H236V194L235 193H231V195H233L232 197V201L230 202V205H229V207H228V210H226V213H224L223 215H224V217L225 216H228L227 218L225 217V220H226V223L228 222V220H231V222H230V224L231 225H229L228 223L226 224V227H228V229H229V231H228V229L227 228H225V232L223 231V226L221 227V225H223L224 223L222 222V220H224V219H219V218H216V219H214V218H212V217H210V218H208L209 217V215H208V213L207 212H205V210H204V208H203V206H204V204H202V203H204V199H203V196H201V195H203V193L205 192V191H208V190H213L214 192H216V194H217V192H218V194H220L221 192H222V188H229ZM243 186L245 187V188H247V189H249L250 188V190H249V192H248V195H246L245 196V198H244V195H245V192H246V194H247V189L245 190V188H243ZM257 186V188H254V187H256ZM133 187V188H132ZM146 187V188H145ZM212 187V188H211ZM232 187V188H233ZM263 187V188H262ZM108 188V189H107ZM141 188V189H140ZM151 190H150V189ZM164 188V189H163ZM184 188V189H183ZM211 188V189H210ZM221 188V189H220ZM238 188V189H237ZM241 188V189H240ZM252 188H253V190L255 191V193H254V191H252ZM57 189H60V188H57ZM62 189V193H63V188H61ZM61 189H60V191H61ZM88 189V191H89V194H88V191H87V195L85 194V192H86V190ZM106 189V190H105ZM185 189L187 190V193H186V191H185ZM198 189V190H197ZM206 189V190H205ZM215 189V190H214ZM243 189V190H242ZM256 189L258 190V189H260V191L261 192H259V190L258 191H256ZM107 190H109V191H107ZM135 190H137V191H135ZM146 190H148V191H146ZM225 190V189H224ZM55 191H57V190H55ZM59 191V192H60ZM65 191V190H64ZM112 191V192H111ZM143 191V192H142ZM145 191V192H144ZM150 191H152L153 193H151ZM162 191V192H161ZM185 192V194H184V192ZM193 191V192H192ZM194 191H195V193L196 194H194V197L192 198L190 195H193V193H194ZM197 191H200V192H197ZM233 191V190H232ZM238 191H242V192H240V193H238ZM245 191V192H244ZM263 191V192H262ZM58 192V191H57ZM56 192V193H57ZM67 192V191H66ZM78 191H76L75 192V194L77 193ZM81 192V191H80ZM80 192H78L79 194H80ZM134 192V193H133ZM136 192V193H135ZM150 192V193H149ZM154 192H157V193H154ZM159 192V193H158ZM166 194H165V193ZM180 192V194H178ZM181 192H182V194H181ZM192 192V193H191ZM223 192H225V191H223ZM252 192H253V194H252ZM257 192H259L258 194H257ZM61 193V192H60ZM111 193H112V195H111ZM138 193H140V194H138ZM142 193H143V195H142ZM177 193V194H176ZM251 193V194H250ZM79 194H76V195H74V196H76L77 197V195H79ZM177 196H176V195ZM188 194H190V195H188ZM222 195L224 194V193H221ZM225 194H226V192H225ZM239 195V197H238V195ZM242 194H244L243 196H242ZM81 196H82V192H81V194H80ZM79 195V196H80ZM150 195H152V197H154L153 199L155 200L154 201V203L151 205V202H153V199H151V196ZM158 195V196H157ZM176 197H175V196ZM180 196V199H181V197H183L184 195H188L187 197H185L184 199H183V201H182V199H181V203L179 202V199H178V197ZM195 195L197 196V197H195ZM251 195H253L254 196V198L256 199V197H255V195H258V197L260 196L261 198H262V200H259L258 199V197H257V199L258 200H256V203L258 202V204H260V207L259 208H257L258 207V204L256 205V204H254V202H255V199L251 196ZM262 195V194H261ZM143 196H144V198H145V200H144V198H143ZM150 196V197H149ZM200 196V197H199ZM224 196V195H223ZM226 196V195H225ZM235 196V197H234ZM252 198H251V197ZM75 197V198H76ZM88 197V196H87ZM86 197V198H87ZM149 197V198H148ZM156 197H158V198H156ZM161 197V198H160ZM237 197V198H236ZM247 197H248V199H247ZM259 197V198H260ZM78 199H75V201L77 200H79V197H77ZM81 198V197H80ZM85 198V199H86ZM165 198H171V201H163ZM189 198H191L190 200H188ZM225 198V197H224ZM238 198H244L243 200H241V199H238ZM260 198V199H261ZM134 199L136 200L135 202H134ZM148 199H150V201L148 200ZM160 199H161V201H160ZM177 199H178V201H177ZM245 199L247 200V201H249V199H251L250 201H252V203L249 201V203H247V204H249V205H246L245 203L247 202V201H245ZM253 199H254V201H253ZM177 201V203H176V201ZM186 200V201H185ZM192 200V201H191ZM194 200V201H193ZM236 200V201H235ZM146 201H149V202H147L146 203ZM158 201H160V202H158ZM173 201L175 202L174 204H172L173 203ZM198 201V202H197ZM235 201V202H234ZM261 201H262V203H261ZM28 200H25V201H23L22 202V206H24L25 204H28ZM57 202H56V200L55 201H53L52 202V204H54L55 205V203L57 204ZM63 204H62V203ZM163 202H164V204H163ZM180 203V206H179V203ZM224 202L225 203H228V199H224ZM234 202V203H233ZM239 202V203H238ZM245 202V203H244ZM104 206H102L101 204ZM104 203V204H103ZM160 205H159V204ZM182 203H183V205H182ZM190 203V204H189ZM243 203V204H242ZM24 204V205H23ZM117 204V205H116ZM135 204H137V205H135ZM147 204H148V206L150 207H148L147 206ZM171 205V207H170V205ZM176 204H178L177 206H174V205H176ZM187 205V207L185 208V206ZM191 205V206H189V205ZM193 204H194V206H193ZM245 204V205H244ZM254 204V207L252 206V208H254L255 209V212H256V209L259 211V215L261 214L263 217H261V216H259L258 215V211L256 212V213H254V214H256V215H254L252 212H254V210L253 209H248V210H253L252 212H250V211H248V210H246L247 208H248V206L251 208V206L250 205H253ZM91 205V206H90ZM100 205V206H99ZM113 205V206H112ZM165 205V206H164ZM151 206L153 207V208H151ZM159 208H158V207ZM167 206V208H165ZM179 206V207H178ZM242 208H244V209H242ZM117 207V208H116ZM141 207L143 208L142 210H141ZM150 209V210H148V208ZM176 207V208H175ZM183 207V208H182ZM189 207V208H188ZM192 207V208H191ZM196 208V210L198 211V214H196L197 216L196 217H194L195 216V209L194 208ZM231 207V208H230ZM94 208V209H93ZM162 208V209H161ZM170 208V209H169ZM191 208V209H190ZM234 210H233V209ZM238 208V209H237ZM264 208V207H263ZM63 209H65V208H63ZM70 209H72L73 210V208H71V206H70ZM85 209V208H84ZM85 209V210H86ZM99 209H100V211H99ZM159 209V210H158ZM172 209H175L174 210V212L176 213V215H173V214H175V213H172V214H170L173 210ZM199 209V210H198ZM229 209H230V211H231V209H232V211L230 212L229 211ZM237 209V211L238 212H240V210H241V212L240 213H238L237 211H235ZM240 209V210H239ZM93 210V211H92ZM96 210V211H95ZM112 210V211H111ZM117 210V211H116ZM162 210V211H161ZM171 210V211H170ZM184 210H185V212H184ZM204 210V212H202ZM245 210V211H244ZM71 211V212H70ZM144 211V212H143ZM147 211H149L148 213H147ZM160 211V212H159ZM170 211V212H169ZM187 211H189V212H187ZM196 211V212H197ZM227 211H229L230 213H227ZM246 211H247V213H248V215H251V217L254 215L255 217H252V219L250 218V216L248 217V215L246 216ZM56 212V213H57ZM74 212H76L75 210H74ZM85 212H89V211H85ZM112 212H115L116 214H115V216L118 214V217H117V219L119 218V220H121V221H119V220H117L115 217L114 218H111L112 216H114V214L112 213ZM146 212V213H145ZM180 212V213H179ZM201 212V213H200ZM236 212L238 213V214H240V215H237L236 214ZM243 212H245V213H243ZM110 215H109V214ZM112 213V214H111ZM166 213V214H165ZM234 213V214H233ZM242 213H243V217L244 216H246V217H242ZM252 213V214H251ZM75 215H78V214H76V213H74ZM109 215V217H110V219H109V217H107L108 215ZM180 214V215H179ZM185 214V216L188 218H186L185 216H183ZM226 214H228V215H226ZM236 214V215H235ZM62 215V216H61ZM89 215H90V217H89ZM95 215V216H94ZM142 215H144V216H142ZM146 215V216H145ZM164 215V216H163ZM177 215H179V216H177ZM198 215H200L199 217H198ZM206 215V216H205ZM121 216V217H120ZM149 216V217H148ZM176 218H174V217ZM181 216H182V218H181ZM222 216V215H221ZM236 218V219H234V221H232V218H234V217ZM242 217V222H244V219H245V221H246V219H248L246 222H244L245 224H243V223H241L240 221L241 220H239V223H236V222H238V220L237 219H240L241 217ZM71 217V216H70ZM88 217H89V219H88ZM103 219H102V218ZM153 217V218H152ZM179 217H180V219H179ZM185 217V218H184ZM197 217H198V221L200 220V222H198L196 219H197ZM204 217V219L202 220V222H203V224L201 223V219ZM239 217V218H238ZM248 217V218H247ZM257 217V218H256ZM150 220H149V219ZM156 218V219H155ZM164 218V219H163ZM171 218V219H170ZM178 218V219H177ZM196 218V219H195ZM229 218V219H228ZM254 218V219H253ZM256 218V219H255ZM53 219V218H52ZM66 219V218H65ZM112 219H116L117 220V222H115L116 220H112ZM152 219H155V221L154 220H152ZM173 219V220H172ZM195 219V220H194ZM213 219V220H212ZM251 219V220H250ZM258 219V220H257ZM259 219H261L260 221H259ZM74 220H75V223H74ZM82 220V221H83ZM100 220H101V223H100ZM104 222H103V221ZM111 220V221H110ZM126 220H127V222H126ZM144 220V221H143ZM146 220H148V221H146ZM170 220H171V222L173 223H171L170 222ZM176 220H177V222H176ZM186 220H187V222H189V224H190V226H189V224L186 222ZM205 220H207V221H205ZM211 220V221H210ZM214 220H219V221H215V222H220V224H218L217 225V223L216 224H214L213 225V223H215V222H213ZM237 220V221H236ZM63 221H64V224L65 223H67L68 222V224L69 225H71L72 223H74V224H76V225H74V228H72V226H73V224L70 226V228H71V230H69V226H68V224H67V226H66V224H65V226H66V228H65V226L62 224L63 223ZM67 221V222H66ZM72 221V222H71ZM114 221V222H113ZM119 221V222H118ZM180 221V222H179ZM184 221V222H183ZM196 221V222H195ZM236 221V222H235ZM90 222V223H89ZM107 222V223H106ZM109 222L111 223V225L114 223V225L116 226V228H115V226L114 225H112V226H110V224H109ZM148 222V223H147ZM151 224H150V223ZM152 222H155L156 224H158V225H156L155 223V225L152 223ZM162 222V223H161ZM195 223L194 225H193V223ZM60 223L63 225H61L62 226V229H58L59 227H61V226H59L60 225ZM177 223H179V224H177ZM190 227L189 229H188V226L186 225V224ZM205 223H206V226H205ZM232 223H235V224H232ZM52 224V223H51ZM59 224V225H58ZM106 224V225H105ZM125 225V226H122V225ZM145 224H147V226H145ZM148 224H150V225H148ZM163 224V225H162ZM169 224V225H168ZM181 224V227H179V225ZM224 224V225H225ZM237 224H242L241 226L243 227H241V226H237ZM79 225H81L80 226V228H79ZM86 225V226H85ZM88 225V226H87ZM204 225V226H203ZM212 225V226H211ZM232 225H235L234 227V229L236 230V231H234V229H233V226ZM53 226V225H52ZM75 226L77 227L76 229H77V231H72V229H74V230H76L75 229ZM108 226V227H107ZM120 226V227H119ZM198 226V228H196ZM202 226V227H201ZM215 227V228H219L220 230H221V232H217V230L218 229H215V228H213V229H211V227ZM68 227V228H67ZM84 227V228H83ZM110 227V228H109ZM143 227V228H142ZM187 227V228H186ZM205 227V228H204ZM230 227H231V229H230ZM241 227V229H236V228H240ZM63 228H65L66 230H64ZM78 228H79V230H78ZM83 230H82V229ZM112 228H113V230H112ZM119 228V229H118ZM132 228H134V229H132ZM145 228V229H144ZM154 228V230H151V229H153ZM179 228H180V230H179ZM184 228H186V229H188V230H186V229H184ZM193 228V231L192 230H190V229H192ZM56 229H58V230H56ZM109 229V230H108ZM115 229V230H114ZM68 230V231H67ZM82 230V231H81ZM130 230V232H128ZM150 230H151V232L153 231V233H151V236L150 235H148V233H150ZM169 230V231H168ZM176 230V231H175ZM195 230L197 231V232H199L200 230V235H201V238L202 239H200V237H199V235H198V233H196L195 232ZM203 230H204V232H203ZM234 232H232V231ZM239 230H241L240 232H239ZM56 231H58V232H56ZM65 231V232H64ZM81 231V232H80ZM215 231H216V233H218V236H217V234L215 233ZM224 232V234H223V232ZM228 231V232H227ZM239 233H238V232ZM60 232V233H59ZM66 232H68V233H66ZM133 232V233H132ZM142 232H144V235H145V232L147 233V238H146V235L144 236V238H142L143 236H142ZM163 232V233H162ZM177 232V233H176ZM181 232V233H180ZM188 233L187 234V236H186V233ZM242 232V233H241ZM59 233V234H58ZM65 233V234H64ZM140 233V234H139ZM154 233H156V236H155V234ZM216 234V236L214 237V235L213 234ZM241 233V234H240ZM162 234V235H161ZM172 234H174V235H172ZM176 234L178 235L179 234V239H180V236L182 235V237H181V239L180 240H176ZM181 234V235H180ZM234 234H237V235H234ZM238 234H240V236L238 235ZM63 235H64V237H63ZM71 235V236H70ZM153 235V236H152ZM170 235H172V236H170ZM206 235H207V237H206ZM227 237H225V236ZM59 236V237H58ZM77 236V238H79V239H77V240H75L76 237ZM79 236V237H78ZM82 236L84 237V238H82ZM107 236V237H106ZM119 236V237H118ZM127 236V237H126ZM150 236V237H149ZM161 236H163V237H161ZM165 236V237H164ZM173 236L175 237L174 239H173ZM192 236V237H191ZM198 236V238L202 241V242H200V240L199 239H197L196 237ZM205 236V237H204ZM211 236V237H210ZM221 236H224V237H221ZM235 236V237H234ZM60 237H62V238H60ZM72 237H74V238H72ZM170 237V238H169ZM171 237H172V239H171ZM177 237V238H178ZM63 238H65L64 240L65 241H67L68 243V246H67V244H66V242H63L64 240H62ZM68 238H70V240H68ZM98 238H99V240H98ZM107 238V239H106ZM126 238V239H125ZM162 238V239H161ZM188 240H187V239ZM190 238H195V239H197V240H195V242L196 241H199V245H201V248H202V250H201V248L199 247V245H197L196 246V244L194 245V243L193 242H191V244H190V241H194V239L193 240H190ZM218 238H219V242H220V238H224V239H221V243H222V240H223V243H222V246H221V243L219 244V242H218V245H215V246H217V248H219V246L221 247V248H219L220 250H218L216 247H213L212 245L215 243H217V240H218ZM228 238H230L229 240H230V242H229V240H228ZM34 239H38V238H34ZM67 239V240H66ZM157 239H158V241H157ZM168 239V240H167ZM186 239V241H184ZM214 239H216L215 240V242L213 241ZM227 239V240H226ZM234 241H233V240ZM86 240V239H85ZM102 240V241H101ZM116 240H118V241H116ZM141 240H144V241H141ZM149 240V241H148ZM211 240V241H210ZM22 247H23V250L22 251H25V250H27L26 252H29V253H31V254H33V253H35V251H37V248L39 247V248H44V245L43 244H41L40 243V241L39 240H37L36 242L33 240V239H30V238H25V237H23L22 238ZM60 241H61V243H60ZM99 241V242H98ZM148 241V242H147ZM157 241V242H156ZM166 241V242H165ZM177 241V242H176ZM205 243H204V242ZM210 243H209V242ZM214 243H213V242ZM25 242V243H24ZM95 242V243H94ZM137 242H140V243H137ZM150 242V244L148 245V243ZM173 242V243H172ZM184 242H186V244L188 243V247H190L191 245H192V243H193V249L196 247H199V251H203V252H201L200 253V255L202 256L201 257V259H202V261L201 260H197V261H194V262H188V259H189V257L190 256H192V254H193V252H194V250L192 249V253H189V252H191V250H186V247H187V245L185 244V246L186 247H184L185 248V250H186V252H185V250H184V254L183 255H181V253H182V251H183V249H181L182 251H180L179 249H177V247L179 246V247H181L182 245H184ZM226 242V243H225ZM229 242V243H228ZM234 242V243H233ZM259 242V243H258ZM88 243V242H87ZM94 243V244H93ZM105 243V244H104ZM116 243H117V245H116ZM141 243H142V245H141ZM147 244V249H148V247H150L148 250H146V247H144L143 245H146ZM172 243V244H171ZM182 243V244H181ZM231 243H233L232 244V247L231 248H229L230 247V245H231ZM258 243V244H257ZM262 243H263V245H262ZM97 244H99V245H97ZM120 244V245H119ZM132 244V245H131ZM138 244H140L141 245V247L143 246V248H145V249H143V248H141L140 247V245H138ZM152 244V245H151ZM211 244V246L209 247V245ZM230 244V245H229ZM42 245H43V247H42ZM56 245V246H55ZM108 245V246H107ZM112 245V246H111ZM141 248V251H140V248H138V246ZM175 245H177L176 247H175ZM203 245H204V247H203ZM229 245V246H228ZM30 246V247H29ZM89 246H91L90 247V249H89ZM97 246V247H96ZM99 246V247H98ZM119 246H121V250H119L118 249V247ZM131 246V247H130ZM151 246H153L152 248H151ZM165 246V247H164ZM195 246V247H194ZM207 248H206V247ZM226 246V247H225ZM245 246V247H244ZM70 247V248H69ZM92 247H93V249H92ZM101 247V248H100ZM104 247V249H102ZM109 247V248H108ZM123 247V248H122ZM130 247V248H129ZM158 247H160V250L159 249H157ZM187 247V248H188ZM211 247H213V248H211ZM243 247V248H242ZM60 248L59 247H57L56 249H55V251H57V249H59L57 252H61V250H60ZM69 248V249H68ZM174 248V249H173ZM191 248H192V246H191ZM190 248V249H191ZM195 248V249H196ZM31 249V250H30ZM100 250L101 251V254H102V252L104 253V254H102V256H104L105 255V253L107 252V260L105 259V257H106V255L104 256V257H102L101 255H100V251H98V250ZM107 249V251H105ZM110 251H109V250ZM118 249V250H117ZM170 249V251H168ZM175 249H177V250H175ZM213 251H212V250ZM219 251V252H222L221 254L219 253V252H217V250ZM89 250H96V251H94V253H93V255H90V253H92V252H88ZM112 250H113V252H112ZM146 250V251H145ZM152 250H153V253H152ZM157 250L158 251H160V252H158L157 253ZM174 250V251H173ZM197 250V249H196ZM195 250V252H197ZM205 250V251H204ZM241 250V251H240ZM31 251V252H30ZM80 251L78 252H76V255L78 254V253H80ZM99 253H98V252ZM118 251H121V252H118ZM172 251V252H171ZM175 251H177L176 253H175ZM198 251V252H199ZM108 252H110V254H112V257H110L111 255L108 253ZM117 252L120 254H118L119 255V258H117L116 256H115V254L114 253H116V255H117ZM181 252V253H180ZM210 252V253H209ZM212 252H214L213 253V255H216V253H218V255L220 254V256H221V258H219L220 256H218V255H216V260H214L215 258L214 257H212V255H211V253ZM242 252V253H241ZM96 253V255H94ZM131 253V252H130ZM133 253V252H132ZM132 253H131V255L129 254L128 256L127 255H125L126 257H124L123 256V259H121L120 260V262H122L123 260V262L124 263H126V262H128V263H131L132 261H134V262H136L135 260H137V262L139 261V257L138 258H133L134 256L136 257V255H135V253H133V257H132ZM136 253V254H137ZM161 255H160V254ZM167 253V254H166ZM188 253H189V255H188ZM75 254V253H74ZM84 253H82V251H81V253H80V255H81V257H79L80 255L78 254V256L76 257L75 255V257L76 258H82V256H84L83 255ZM88 254V255H87ZM108 254H109V256H108ZM156 254V255H155ZM157 254H158V257H156L157 256ZM168 254H170L171 256L173 255H175V254H177L176 256H177V258H176V256H174L173 258L175 259V262H174V259L171 257V256H169ZM181 255V256H183V257H180V256H178V255ZM191 254V255H190ZM196 254H198V253H195V254H193V255H196ZM205 254V255H204ZM222 254H223V256L224 257H226V258H224L223 256H222ZM238 254V255H237ZM242 254V255H241ZM245 254H247V255H249V256H247L248 258L250 257V259H246V258H244V255ZM91 256V259L94 257V256H96V257H94V260L92 259V260H90V256ZM99 255H100V257H99ZM163 255V258H161L160 259V256H162ZM165 255V256H164ZM188 255V256H187ZM211 255V256H210ZM237 255V256H236ZM241 255V258L239 259V256ZM74 256L73 257H71V259L74 261V262H76V261H78L76 258H74ZM93 256V257H92ZM116 257V259L114 258V257ZM122 256V255H121ZM153 256H155L156 257V259H155V257H153ZM167 256V257H166ZM210 256V257H209ZM218 256V257H217ZM233 256V257H232ZM236 256V257H235ZM85 257H83V259L85 258ZM89 257V258H88ZM110 257V258H109ZM133 258L132 259V261H131V258ZM167 259H166V258ZM170 257V259L171 260H173V261H171V260H169L168 258ZM185 257H186V259H185ZM111 258H114V260L112 261H110L109 259H111ZM127 258H129L127 261L125 260V259H127ZM142 258V257H141ZM158 258V259H157ZM179 258H183V259H180V262L178 261L179 260ZM211 258H214V259H211ZM231 259V260H228V259ZM238 258V259H237ZM244 258V259H243ZM154 259V260H153ZM185 259V260H184ZM198 259H200V258H198ZM205 261H204V260ZM224 259H225V261H224ZM245 259H246V261H245ZM67 261H68V259H66ZM66 260H62V259H56V260H53V262L55 261V263H52L51 261V263L52 264H56V262H57V264H59V262L62 264H66ZM92 261V262H89V261ZM101 260H105V263L102 261V262H100ZM146 260V261H145ZM162 260H165V261H162ZM169 260V261H168ZM210 260V261H209ZM214 260V262L213 263H211L212 261ZM238 260V261H237ZM239 260H240V262H239ZM241 260H242V262H241ZM249 260H251L252 262H250ZM254 260V261H253ZM44 261V260H43ZM43 261H31V260H28L27 262L29 263V264H32V263H30V262H33V264L35 263H37V264H42L43 263ZM48 261V260H47ZM46 260L44 261V263L45 264H48V263H46L47 262ZM64 261V262H63ZM66 261V262H65ZM81 261L79 260V262H77L78 264H80L81 263ZM139 261V262H140ZM178 261V262H177ZM209 261V262H208ZM220 261H222V262H220ZM224 261V262H223ZM227 261H229V262H227ZM243 261H244V263H243ZM27 262H25V264L27 263ZM49 262V261H48ZM69 262L71 263V261H70V258H69ZM68 262V263H69ZM74 262H72V264H76V263H74ZM89 262V263H88ZM113 262V263H112ZM121 263V264H124V263ZM135 263V264H139V263ZM149 262L147 263V264H149ZM197 262V263H196ZM230 262H232V263H230ZM27 263V264H28ZM69 263V264H70ZM133 263V262H132ZM131 263V264H132ZM16 264H22V263H16ZM50 264V263H49ZM127 264V263H126ZM157 264H160V263H157ZM256 264H262L261 262H258V263H256ZM263 264H264V262H263Z\"/></svg>",
    "mask_w": 264,
    "mask_h": 264
},
{
    "label": "bare ground",
    "instance_id": "2",
    "mask_svg": "<svg viewBox=\"0 0 264 264\" xmlns=\"http://www.w3.org/2000/svg\"><path fill=\"white\" fill-rule=\"evenodd\" d=\"M33 1V0H32ZM41 1H43V0H41ZM57 1V0H56ZM61 1V0H60ZM81 1V0H80ZM89 0H87L86 1V3L88 2ZM91 1V0H90ZM88 2L89 4L91 3V2H94V1H91V2ZM98 1V0H97ZM100 1V0H99ZM98 1V2H99ZM103 1V3H109L111 6H113V5H119V6H123L124 4H123V2L125 3V2H127L128 3V0H102ZM156 1V0H155ZM160 2L161 1H163L162 2V5H163V7L165 8V6H166V4H167V1H166V3H165V0H159ZM170 1H172V2H174L175 0H169L168 1V3L170 2ZM234 1H236V0H228V1H226L225 3H223V5H233V4H235L236 5V3L237 2H235L234 3ZM15 2V1H14ZM37 2V1H36ZM48 2V1H47ZM65 1H63V3H64ZM72 2H73V0H72ZM82 2V1H81ZM85 2V0H83V2H82V4ZM97 2V3H98ZM153 2V1H152ZM157 2H158V0H157ZM204 3L206 2V0L205 1H203ZM32 3V2H31ZM33 3H35V2H33ZM65 3H67L68 4V2L66 1ZM64 3V5H66ZM97 3L95 2V4H96V7H97ZM140 3V2H139ZM163 3H165V6H164V4ZM171 3V2H170ZM169 3V4H170ZM175 3V2H174ZM188 3H190V2H188ZM195 3V2H194ZM207 3H208V1H207ZM13 3L11 2V5H12ZM39 3L37 2V4L36 5H38ZM42 4V3H41ZM47 4H49V3H47ZM46 4V5H47ZM92 4V3H91ZM121 4H123V5H121ZM126 4V3H125ZM168 4V6H166V9H167V7H170L171 6V4L169 5ZM177 4L178 3H176V4H174V6H177ZM186 4V3H185ZM209 4H211V3H209ZM217 4V3H216ZM245 4V3H244ZM40 5V4H39ZM79 4H77L76 6L77 7H80V6H78ZM234 5V6H235ZM0 6H2V5H0ZM41 6H43V4L42 5H40V8H39V10L40 9H42V7ZM75 6V7H76ZM84 6H85V9L87 8L86 7V5L84 4ZM92 5H90V7H91ZM107 6V5H106ZM106 6H104L105 8H106ZM111 6H109V9L111 8ZM126 6V5H125ZM211 6V5H210ZM209 6V8H211ZM238 6V5H237ZM65 6H63L62 7V9H64V11H65V8H64ZM108 7V6H107ZM114 7V6H113ZM172 8H173V5L171 6ZM170 7V8H171ZM213 7V6H212ZM224 7L225 6H223V9H224ZM231 7V6H230ZM38 8V7H37ZM104 8V9H105ZM169 8V9H170ZM171 8V9H172ZM227 8H229V6L227 7ZM237 8V7H236ZM262 8V7H261ZM15 9V8H14ZM13 9V10H14ZM58 9V8H57ZM75 9V8H74ZM82 9V8H81ZM89 8H87V10H88ZM115 9V8H114ZM113 9V10H114ZM127 9V8H126ZM191 9V8H190ZM190 9H188V10H190ZM222 9V10H223ZM43 10V9H42ZM42 10H41V12H42ZM77 10V9H76ZM75 10V11H76ZM91 10V9H90ZM96 10H97V8H96ZM115 10H117V8L115 9ZM122 10V7L120 8V11ZM195 10V9H194ZM226 10V9H225ZM230 10V9H229ZM234 10V7H233V9H232V11ZM261 10V9H260ZM53 11H56V7H55V9L54 10H52V12ZM63 10H62V14H63V12H64ZM80 11V10H79ZM102 11H103V8H102ZM110 11V10H109ZM125 11V10H124ZM177 11V10H176ZM215 11V10H214ZM236 11H237V9H236ZM258 11V10H257ZM11 12H13L12 10H11ZM58 12V11H57ZM73 12H74V10H73ZM77 12H78V10H77ZM76 12V13H77ZM83 11L81 10V13H82ZM85 12H87V11H85ZM85 12H83L84 13V16H87V13H85ZM89 13V15H88V17L89 16H91L90 14H91V12L90 11H88ZM93 12V11H92ZM126 12H127V10H126ZM193 11H191V13H192ZM25 13V12H24ZM35 13V12H34ZM54 13V12H53ZM53 13H52V15H53ZM75 12H74V14L77 16V14H76ZM96 13H97V11H96ZM95 13V14H96ZM111 13V12H110ZM210 13V12H209ZM237 13V12H236ZM235 13V14H236ZM261 13H263V10H262V12ZM10 13H8V15H9ZM58 14V13H57ZM60 14H61V12H60ZM86 14V15H85ZM94 14V12L92 13V15ZM94 14V15H95ZM101 14H102V12H101ZM126 14V13H125ZM128 14V13H127ZM177 14H179L178 12H177ZM184 14V13H183ZM188 14H189V12H188ZM197 14V13H196ZM216 14V13H215ZM70 15V14H69ZM185 15V14H184ZM183 15V16H184ZM191 15V14H190ZM193 15V14H192ZM262 15V14H261ZM4 16V13L2 12V13H0V28H1V24H2V20H3V17ZM10 16H11V14H10ZM59 16V18L61 19V17L63 16V15H56V17H58ZM61 16V17H60ZM74 16V15H73ZM75 16V17H76ZM80 15H78V17H79ZM181 16H182V14H181ZM182 16V17H183ZM248 16L250 17V13L248 14ZM256 16V15H255ZM7 17V16H6ZM15 17V16H14ZM13 17V18H14ZM70 17H71V19H73L72 18V16L70 15ZM78 17H76L75 18V21H73V23H75L76 22V20H78L79 18ZM91 17H93V16H91ZM90 17V18H91ZM181 17V18H182ZM187 18L186 19H188V17L190 18V16H186ZM252 17V16H251ZM250 17V18H251ZM49 18H52V16H50ZM83 18V17H82ZM85 18V17H84ZM83 18V19H84ZM90 18H88L87 19V23H89V19ZM94 18H96V16L94 17ZM94 18H92L93 20L92 21H97V19H95L94 20ZM100 18H102V17H100ZM111 18V17H110ZM256 18V17H255ZM258 18V17H257ZM70 19V18H69ZM196 19H198L197 20V24H195V26L192 24V22H191V26L190 27H188L189 29H192L191 31H193L195 34H196V32L195 31H198V32H200L202 35H203V37H205V36H208L210 33H211V31L213 30V28L211 27H209V24L206 22V21H208V19L207 18H205V19H207V20H202V19H200L199 20V18H196ZM196 19H194L195 21H196ZM253 20H254V17L252 18ZM40 20V19H39ZM74 20V19H73ZM80 20V19H79ZM110 20V19H109ZM169 20V19H168ZM184 20V19H183ZM190 20H192V19H190ZM11 21H12V19H11ZM11 21H10V23H11ZM50 21V20H49ZM47 22L46 24H48L49 25V23H51V21L50 22ZM70 21V20H69ZM86 21V20H85ZM95 21V22H96ZM104 21V20H103ZM172 21V20H171ZM186 21V20H185ZM195 21H193L194 23H195ZM240 21H242V19L240 20ZM245 21V20H244ZM246 21H247V19H246ZM245 21V22H246ZM9 22V21H8ZM67 23H68V21H66ZM82 22V21H81ZM94 22V24H96ZM101 22V21H100ZM100 22H99V24H100ZM105 22H108L107 20L105 21ZM173 22V21H172ZM187 22V21H186ZM198 22H199V24H198ZM210 22H212V21H210ZM252 22V21H251ZM263 22V21H262ZM78 23V22H77ZM98 23V22H97ZM175 23V22H174ZM184 23V22H183ZM182 23V24H183ZM247 23V22H246ZM254 23V22H253ZM259 23V22H258ZM258 23H257V25H258ZM35 24V23H34ZM33 24V27L35 26ZM210 24H212V23H210ZM241 25H239V26H242V22L240 23ZM260 24V23H259ZM65 25H67L66 23H65ZM65 25H64V28H65ZM79 25V24H78ZM105 25H107V24H105ZM189 25V24H188ZM192 25H193V27H192ZM254 25V24H253ZM263 25V24H262ZM45 26V25H44ZM53 25H51L50 27H49V29L51 30V27H52ZM69 26V25H68ZM86 26H87V24H86ZM90 26V25H89ZM173 26V25H172ZM177 26V25H176ZM201 26H203V27H201ZM212 26H213V24H212ZM238 26V27H239ZM252 26V25H251ZM255 26V25H254ZM254 26H252L253 28H254ZM46 27V26H45ZM62 27H63V25H62ZM61 27V28H62ZM67 27V26H66ZM73 27H74V25L73 26H70V28H71V31L73 30ZM92 27H93V25H92ZM117 27V26H116ZM187 27V26H186ZM192 27V28H191ZM238 27H236V28H238ZM252 27H250L251 29H252ZM44 28V27H43ZM48 27H46V31H50L49 29H47ZM83 29L84 27H79V28H77V29ZM85 28H87V27H85ZM103 28V27H102ZM248 28V30L250 29L249 28V26L248 27H245V30ZM256 28V27H255ZM11 29H13L12 27H11ZM35 29V28H34ZM34 29H32L31 30V32L32 31H34ZM69 29V28H68ZM97 28H95V30H96ZM111 29V28H110ZM216 29V28H215ZM227 29V28H226ZM260 29V28H259ZM22 30V29H21ZM45 30V29H44ZM43 30V31H44ZM54 30V29H53ZM61 31H63L64 29L62 28V29H60ZM79 30H77V32L79 31ZM84 30V29H83ZM92 28H91V26H90V31H91V33H92ZM102 30V29H101ZM116 30H118V28L116 29ZM116 30L114 31L115 33H117L116 32ZM176 30V28L174 29V31L173 32H176L175 31ZM178 30V29H177ZM180 30V29H179ZM182 30H183V28H182ZM186 30V29H185ZM219 29L217 28V30H215V31H218ZM227 30H229V27H228V29ZM236 30V29H235ZM244 30V31H245ZM257 30H258V27H257ZM12 31V30H11ZM11 31H9V32H11ZM65 31V30H64ZM90 31L88 32V34L90 33ZM103 31V30H102ZM101 31V32H102ZM107 31H108V29H107ZM112 31L113 30H110L109 32H111L112 33ZM181 31V30H180ZM179 31V32H180ZM190 31V32H191ZM230 31H231V29H230ZM230 31H228L229 32V34L232 32H230ZM236 31H238V30H236ZM235 31V32H236ZM252 31L254 32V29H252ZM13 32V31H12ZM19 32V31H18ZM70 32V31H69ZM74 32V31H73ZM76 31L74 32L75 34L77 33ZM178 32V33H179ZM183 32V31H182ZM185 32V31H184ZM212 32H214V31H212ZM219 32V31H218ZM227 32V33H228ZM252 32V33H253ZM64 33H66V32H64ZM98 33V32H97ZM96 33V34H97ZM114 33V34H115ZM217 33V32H216ZM252 33H249V34H252ZM12 33H10V35H11ZM14 34V33H13ZM47 34V33H46ZM48 34H49V32H48ZM69 34V33H68ZM67 34V35H68ZM102 33H100V35H101ZM109 34V33H108ZM180 34V33H179ZM182 34V33H181ZM189 34V33H188ZM193 34V33H192ZM214 34V33H213ZM213 34H211V35H213ZM3 35H5V34H0V264H16V263H22V264H25V262H27L28 260H31V261H47L46 263H50V264H52V263H55V261L53 262V260H56V259H62V260H66V259H68V261L66 262V264H69L70 262H69V258H70V261H71V263L70 264H72V262H74L72 259H71V257H73L74 255L77 257L78 256V254L80 255V253H81V251H82V253H84L83 255L84 256H82V258L80 259V258H76L75 256H74V258H76L78 261H76V262H74V263H76V264H78L77 262H79V260L81 261H86L87 260V256L85 257V255H86V253H85V251L83 252V250H79V249H82L86 244H89L90 242H93L92 241V239H91V236H90V234H88L89 235V237H90V241L88 240V237H86L85 239H81V240H77V239H79V238H77V236L75 237L76 239L75 240H77V241H72V242H74L72 245H71V242L70 243H68L67 241H65L64 239L65 238H63L62 240H64L63 242H66V244L68 243V244H70L69 246H74V247H72V249L74 248L75 250H73V251H80V253H78L77 255H76V252H73L72 253V250H71V248L69 249L71 252L69 253V252H67V253H65L66 251H67V249H66V251H65V246H63V245H61V246H56V248L57 247H64V248H62V249H64V251L62 252V249L60 248V250H61V252H57L59 249H57V251H55V249H54V247H53V242H54V240L57 238L56 236H57V234H55L54 232V229L52 228V227H54V226H56V225H54L56 222H57V220H58V222L57 223H59V221H60V219H57L56 220V214H58V212L60 211V209H57L58 208V206L57 205H59L58 204V202L57 201H59V200H61V198H62V201L64 202V206L65 207H62L63 205H59L60 207L59 208H61L62 207V209H61V212H63L62 210H64L65 211V213L66 214H69L68 213V210H71V211H73V213H72V215L70 214L69 215V217H68V215H66L64 212V214L66 215V216H62L63 214L61 213V212H59V214L61 213L62 215V218L59 216V214H58V217L59 218H61V219H63L64 217L66 218H64V220H67V221H69L68 219L70 218H75L76 216H82L83 214H86V215H88V214H91L92 212L89 210V209H86V207H85V205L87 206V204H86V202H89V200L88 201H86L88 198H89V195H87L86 193H87V191H88V189L86 190V192H85V194L88 196H85L84 195V192L83 191H85V189L88 187V186H91V185H93V184H96L97 182L99 183V185H100V179L99 178H97V177H95L94 176V178H96V179H94V180H91L90 178H89V176H91V178H92V176H93V174H90L89 172H92L93 173V171H91L92 170V168H93V166H97V168L98 169H95L96 171L94 172L95 174H98V177L100 176V174H101V168H102V165H103V157H105L104 155H102V153H103V150H106L107 152L109 151V149H108V145H106L105 144V142H103V136H105L106 134H104V133H106L105 131H107L108 129H109V127H108V125H106V126H104V124H106V121L107 122H109L108 121V114H106V112H107V110L110 108V107H108L107 109H106V106H105V96H106V94H108V97H110V95H114V93L115 92H117V90L118 91H121L122 93L123 92H125L124 94H127L126 96H127V100L125 99L124 101L126 102V101H128L129 100V96H128V94L129 95H134L132 98H130V99H132V103H133V101L135 102L134 103V108H135V106L137 105V103H136V101L135 100H137V98H140V96L142 95V93L144 94V88H146L145 89V92L147 91L148 92V90H147V88H149V90L150 89H152V87L151 86H153L154 87V85L153 84H151L150 85V83L154 80V79H152L151 80V76H150V74H146L149 78H148V80H143V78L144 77H141L142 78V80L143 81H141L140 79H138L139 78V73L140 72H138V74H137V72L136 71H134V70H136L135 68H138V67H136V64H135V66L133 65L134 63H136L137 61L136 60H133V61H131L132 63L134 62V61H136V62H134L132 65H133V68H134V70L132 69V70H126L127 68L125 67V69L124 68H122L121 66H120V64L117 62V63H115V66L111 69V71H110V69H108L107 68V70H109V74L111 75H113V77H112V79H110L109 78V83H107V84H105V81L106 82H108V80H105V76H106V74H107V71H106V68H105V64H104V61H103V64L104 65H102V64H99L98 63V61H99V56H101L102 54H101V52L99 51L101 48H98L97 49V54H98V52H100L98 55L99 56H97V58L95 57L94 58V56H95V53H96V51L94 52V55H92V54H90L89 55V58L91 57V55H92V57L95 59V62H97V63H95L94 62V60L93 59H91L92 61H93V63L94 64H96L97 66L99 65V67H98V69H99V77L96 79V81H95V83L97 84V86H98V91H97V89H96V85H94V83H90V82H88L87 84H88V87H89V89H90V91H89V89L88 88H85L83 91H80L79 90V86H80V84H83V83H81V79H82V77H84V76H82L80 73H79V68H77V66H74V67H70L69 69H67L66 70V68L68 67H66L65 69L63 68V69H61L60 67L58 68L57 67V65L58 64H56L57 63V58L54 60L53 59V63H51V65H50V67H51V71H50V73L49 74H46V75H44V73L47 71V69H45V72L42 70L41 72L39 71L40 70V67H41V65L43 64V62L46 64V62H47V60L44 58L45 57V55H43L42 53H38V52H40L41 50H40V47H43L44 48V46H41V44L42 45H44V42H43V40H40L39 38H38V40H40L41 42V44L39 43V41H38V44L40 45V47H39V51H37V54H39V55H43L42 57L46 60V62H45V60L42 62V64H41V60H43V59H39V58H42L41 56H37V58H36V56L35 55H33L32 54V52H31V50L29 49V48H31V46H33V41H32V39L30 38L31 37V35H28L27 37H25V39H26V43L24 44V45H22V36L21 35H19L20 37H19V39L18 40H15V39H13V38H11V37H8V35L7 36H3ZM42 35H43V33H42ZM82 35V34H81ZM95 35V34H94ZM113 35V34H112ZM121 35V34H120ZM194 35V34H193ZM216 35V34H215ZM214 35V36H215ZM223 35V34H222ZM242 35V34H241ZM247 35V34H246ZM52 36V35H51ZM50 36V37H51ZM61 37H62V35H60ZM87 36H89V37H91L90 35H87ZM93 36V35H92ZM97 36V35H96ZM99 36V35H98ZM104 35H102V39L104 38L103 37ZM180 36V35H179ZM186 35H184V37H185ZM188 36V35H187ZM190 36H192L191 34H190ZM214 36H213V38H214ZM218 36H219V34L217 35V40H218ZM227 35L225 34V37H226ZM77 37V36H76ZM85 37V36H84ZM89 37H87V38H89ZM94 37V36H93ZM110 37V36H109ZM135 37H138L139 38V36L138 35H135ZM210 37V36H209ZM236 37V36H235ZM238 37V36H237ZM243 37H245L244 36V32H243ZM29 38L31 39V40H29ZM42 38H45V36H42ZM41 38V39H42ZM52 38V37H51ZM62 38H64V37H62ZM66 38H68V37H65L64 39L66 40ZM86 38V40H84V42L85 41H87V42H90V40L92 39H87ZM98 38V37H97ZM106 38V37H105ZM111 38V37H110ZM175 38V37H174ZM177 38H181V37H177ZM183 38V37H182ZM190 38V37H189ZM197 38H200V37H197ZM211 38H212V36H211ZM227 38V37H226ZM234 38V37H233ZM246 39H247V37H245ZM48 39V38H47ZM69 39V38H68ZM67 39V40H68ZM94 39V38H93ZM99 39V38H98ZM156 39V38H155ZM154 39V40H155ZM183 39H185V38H183ZM182 39V40H183ZM202 39V38H201ZM200 39V40H201ZM209 39V41H210V38H208ZM225 39V38H224ZM228 39V38H227ZM226 39V40H227ZM248 39H249V36H248ZM44 40H46V38L44 39ZM53 40V39H52ZM51 40V41H52ZM64 40V41H65ZM104 40H106V39H104ZM121 40V39H120ZM182 40H180V41H182ZM195 40H196V38H195ZM199 40V41H200ZM205 40V39H204ZM215 40V39H214ZM213 40V41H214ZM234 40V39H233ZM94 41V40H93ZM172 41H173V39H172ZM175 41H177V40H175ZM218 41H220V40H218ZM229 41V39L227 40V42ZM59 42V41H58ZM78 42V41H77ZM121 42V41H120ZM155 42H157V40L155 41ZM170 42V41H169ZM168 42V43H169ZM183 42V41H182ZM185 42H187V39L185 40ZM200 42H202V41H200ZM204 42V41H203ZM226 42V41H225ZM231 42V40L228 42V43H230ZM54 43V42H53ZM63 43H65V42H63ZM90 43H92V40H91V42ZM114 43V42H113ZM118 43V42H117ZM158 43V42H157ZM156 43V44H157ZM175 42L173 41V44H174ZM178 43V42H177ZM180 43V42H179ZM208 43V42H207ZM215 43V42H214ZM236 43V42H235ZM235 43H232V44H234V45H236ZM48 44V43H47ZM74 44V43H73ZM77 44V43H76ZM81 45H82V43H80ZM89 44V43H88ZM97 44V43H96ZM105 46H104V45ZM108 44V43H107ZM114 44H116V43H114ZM169 44H171V43H169ZM173 44H171V45H173ZM187 43H185L184 45H186ZM188 44H190V42L188 43ZM199 44V43H198ZM197 44V45H198ZM224 44V43H223ZM240 45H241V43H239ZM51 44L49 43V46H50ZM83 45H84V43H83ZM89 45H91V44H89ZM111 45V44H110ZM118 45H119V43H118ZM163 45V47H164V44H162ZM167 45V44H166ZM175 45V44H174ZM177 45V44H176ZM181 45V44H180ZM196 45V44H195ZM229 45H231V44H229ZM26 46H28L29 48H27L28 50H30V51H27V49L25 48ZM48 46V45H47ZM47 46L45 47V48H47ZM85 46H86V44H85ZM105 47V49H106V43L104 42L103 43V41H102V45H101V47ZM108 46V45H107ZM139 46V48H141V46L140 45H138ZM159 47H160V45H158ZM168 46V45H167ZM207 46V45H206ZM227 46V45H226ZM226 46H223V48L224 47H226ZM239 46V45H238ZM53 47V46H52ZM62 47V46H61ZM82 47V49H83V47L84 46H81ZM88 47L89 46H87V48H85V49H87L88 50ZM98 47H100V46H98ZM102 47V48H103ZM175 47V46H174ZM176 47H178V46H176ZM196 47V46H195ZM198 47H200V44H199V46ZM198 47H196V48H198ZM228 47V46H227ZM236 47V46H235ZM97 48V47H96ZM122 48V47H121ZM128 48V46L126 47V49ZM165 48H167V47H165ZM169 48L171 49L172 47H170L169 46ZM168 48V49H169ZM220 48H222V47H220ZM222 48V49H223ZM26 49V50H25ZM63 49V48H62ZM84 49V51H87V50H85ZM90 49H92V47L90 46ZM118 49V48H117ZM126 49H124V50H126ZM152 49H153V47H152ZM157 49V48H156ZM160 49V48H159ZM158 49V50H159ZM221 49V50H222ZM230 49V48H229ZM233 49V51H234V48H232ZM232 49H230L231 51H232ZM37 50V49H36ZM45 50V49H44ZM43 50V51H44ZM46 50H48V49H46ZM59 50V49H58ZM74 50H76V49H74ZM79 50L81 51V49L79 48ZM104 50V49H103ZM119 51L121 50L120 48L118 49ZM139 50V49H138ZM142 50V49H141ZM147 50V49H146ZM173 50V49H172ZM171 50V51H172ZM177 50H178V53H180V50L177 48ZM221 50H217V52H219V51H221ZM42 51V52H43ZM83 51V52H84ZM89 51V50H88ZM93 51V49L91 50V52ZM104 51H107V50H104ZM122 51V50H121ZM132 51V50H131ZM131 51H130V53H131ZM143 51V50H142ZM160 51V53H161V51L162 50H159ZM187 51H188V49H187ZM200 51V50H199ZM226 51H227V49H226ZM229 51V50H228ZM72 52V51H71ZM82 52V53H83ZM111 52V51H110ZM133 52V51H132ZM156 53H157V51H155ZM163 52V51H162ZM185 52V51H184ZM190 52V51H189ZM204 52V51H203ZM216 52V51H215ZM216 52V53H217ZM44 53H46V51H44ZM48 53V52H47ZM85 53V52H84ZM88 53V52H87ZM86 53V54H87ZM93 53V52H92ZM122 53V52H121ZM129 53V54H130ZM197 53H198V50H197ZM221 53V52H220ZM227 53V52H226ZM232 53V52H231ZM230 53V54H231ZM63 54H65V53H63ZM72 54V53H71ZM86 54H85V57H87L86 56ZM109 54V53H108ZM119 54H120V52H119ZM125 54V53H124ZM132 54V53H131ZM130 54V55H131ZM137 54V53H136ZM175 54H176V49H175ZM175 54H173V56H177V55H175ZM195 54V53H194ZM230 54H229V57H230ZM126 55V54H125ZM125 55H123L122 54V58L124 59V56ZM130 55H128L130 58H131V56ZM144 55V54H143ZM142 55V56H143ZM148 55V54H147ZM146 55V56H147ZM159 54H157V56H158ZM162 54H160V56H161ZM180 55H182L181 53H180ZM197 55V54H196ZM222 55V54H221ZM227 55H228V53H227ZM232 55V54H231ZM48 56V55H47ZM74 56V55H73ZM79 56H81V55H79ZM104 58H105V56L104 55H102ZM109 56V55H108ZM139 56V55H138ZM164 56V55H163ZM167 56V55H166ZM183 56H185L184 54H183ZM200 56V55H199ZM218 56V55H217ZM75 57V56H74ZM73 57V58H74ZM84 57V58H85ZM91 57V58H92ZM107 57V56H106ZM148 57H151V56H148ZM187 57H188V55H187ZM219 57V56H218ZM49 58V56L47 57V59ZM61 57H59L58 58V60H61L60 59ZM72 58V57H71ZM76 58V57H75ZM83 58V57H82ZM81 58V59H82ZM109 59H111L110 57H108ZM125 58H126V56H125ZM128 58V57H127ZM156 58V57H155ZM169 58V57H168ZM175 57H173V59H174ZM177 58H179V55H178V57ZM176 58V59H177ZM183 58V57H182ZM207 58V57H206ZM211 58L212 57H210L209 56V61L211 60ZM221 58L224 60V58L225 57H222L221 56ZM226 58H228V56L226 57ZM225 58V59H226ZM69 59H70V56H69ZM103 59V58H102ZM117 59V58H116ZM134 59V58H133ZM136 59V58H135ZM139 59V58H138ZM137 59V60H138ZM157 59V58H156ZM169 59H171V58H169ZM213 59V58H212ZM218 59H220V58H217V61H219ZM76 60V59H75ZM74 60V62H75V64L76 63H79L80 61L79 60H77V61H79V62H77V61H75ZM83 60H88V59H83ZM96 60H98V61H96ZM112 60V59H111ZM122 59H121V57H120V61H121ZM140 60H141V58H140ZM146 60H148V59H146ZM192 60V59H191ZM100 61H101V59H100ZM116 61V60H115ZM126 61H127V59H126ZM142 61V60H141ZM143 61H145V59L143 60ZM150 61V60H149ZM157 61V60H156ZM175 61V60H174ZM198 61V60H197ZM209 61L207 62L208 63V65H209ZM59 62H61V61H59ZM106 62V61H105ZM108 63H109V61H107ZM130 62V63H131ZM147 62L148 61H146V63L145 64H147ZM159 62V61H158ZM177 61H175L174 62V65H175V63H176ZM195 62V61H194ZM203 62V61H202ZM72 63V62H71ZM86 63V62H85ZM89 62L87 61V64H88ZM121 63L122 64H124L123 63V61H121ZM143 63V62H142ZM143 63V64H144ZM152 63V62H151ZM154 63V62H153ZM195 63H197V62H195ZM201 63V62H200ZM199 63V61H198V64H200ZM203 63H205V62H203ZM206 63V64H207ZM41 64V65H40ZM50 64V63H49ZM90 64H92V63H90ZM107 64V63H106ZM118 64V65H117ZM121 64V65H122ZM202 64V63H201ZM213 64H215V61H214V63ZM217 64V63H216ZM71 65V64H70ZM76 65H78V64H76ZM114 65V64H113ZM148 65V64H147ZM147 65L145 66L144 65V67H145V69H146V67H147ZM152 65H154V64H152ZM164 65V64H163ZM162 65V66H163ZM169 65V64H168ZM171 65V64H170ZM169 65V66H170ZM179 65H182L181 63L179 64ZM179 65L177 66V67H179ZM203 65V64H202ZM47 66V65H46ZM73 66V65H72ZM88 66H90V67H88ZM88 66H87V68L85 69V70H83V71H81V73L82 74H84V75H86V74H90L91 72H92V70H94L95 71V73H96V68L95 69H93L92 67H91V65H89L88 64ZM93 66V65H92ZM95 66V65H94ZM93 66V67H94ZM101 66H103V67H101ZM128 66H130V65H128ZM139 66L141 67V65L139 64ZM143 66V65H142ZM161 66V67H162ZM175 66V67H176ZM200 66V65H199ZM205 66V65H204ZM203 66V67H204ZM215 67H216V65H214ZM259 66V65H258ZM42 67H44V66H42ZM60 69V71L57 69ZM78 69H76V68ZM108 67H110V65L108 66ZM150 67V66H149ZM160 67V68H161ZM165 65H164V68L163 69H165ZM171 67V66H170ZM202 67V68H203ZM210 67V66H209ZM218 67H222V66H218ZM217 67V68H218ZM225 67V66H224ZM263 67V68H262ZM261 67V69H264V66H262ZM48 68V67H47ZM167 68V67H166ZM169 68V67H168ZM186 68V67H185ZM198 68V67H197ZM206 68V67H205ZM208 68V67H207ZM206 68V69H207ZM213 68V67H212ZM216 68V69H217ZM223 68V67H222ZM256 68H258V67H256ZM77 71H76V70ZM81 69V68H80ZM139 69V68H138ZM144 69V68H143ZM154 69V68H153ZM192 69V68H191ZM199 69V68H198ZM211 69V68H210ZM215 69V71H217ZM220 69V68H219ZM260 69V68H259ZM152 70V69H151ZM161 70H162V68L161 69H159V72H161ZM166 70V69H165ZM180 70V71H179ZM179 72H178V74L180 73V74H182V76H184L185 75V73H182V70H184V69H182V66L181 67H179ZM200 70H201V68H200ZM140 71H142V69L140 70ZM144 71V70H143ZM169 71V70H168ZM176 71V70H175ZM188 71V70H187ZM260 71V70H259ZM148 72V71H147ZM152 72V71H151ZM158 72V73H159ZM170 72V71H169ZM186 72V71H185ZM204 72L206 73V70H204ZM211 72V71H210ZM94 73V72H93ZM158 73H156V74H158ZM162 73V72H161ZM160 73V74H161ZM174 73V72H173ZM188 73V72H187ZM186 73V75H189V74H187ZM220 73V72H219ZM260 73H263L262 71L260 72ZM105 74V75H104ZM142 74V73H141ZM140 74V75H141ZM155 74V73H154ZM156 74H155V78H157L156 77ZM160 74H158L159 76H160ZM165 73H163L162 75L163 76H166V75H164ZM177 74V73H176ZM179 74V75H180ZM184 74V75H183ZM213 74V73H212ZM264 74V73H263ZM94 75V74H93ZM157 75V76H158ZM217 75V74H216ZM147 76H146V78H147ZM169 76V75H168ZM171 76H173V75H171ZM170 76V77H171ZM182 76H180L181 78H182ZM201 76V78H200V80L199 81H201V79L203 78L202 77V75H200ZM203 76H205V75H203ZM207 76H209V75H207ZM215 76V75H214ZM218 76V75H217ZM62 77H67V78H69V79H67V81L68 80H70L69 82H72V83H75L73 86V88L74 89H72V91H71V93H68L66 90H65V88H67L68 87V82H66V79L64 78V80H65V82L67 83V86L66 87H63V82H64V80H63V82L61 81V78ZM87 77V76H86ZM95 77V75L92 77L91 76V78H94ZM107 77V76H106ZM176 77V76H175ZM174 77V78H175ZM189 77V76H188ZM187 77V78H188ZM211 77V76H210ZM158 78H160V77H158ZM157 78V79H158ZM162 78V77H161ZM165 78V77H164ZM164 78H162L163 79V81H164ZM177 78V77H176ZM186 78V79H187ZM263 78V77H262ZM261 78V79H262ZM106 79H108V78H106ZM172 79V78H171ZM179 80H180V78H178ZM184 79H185V77H184ZM184 79L182 78L181 79V81H183V82H185V84H187V80L185 79V81H184ZM189 79V78H188ZM197 79H199V78H197ZM207 79V78H206ZM221 79H222V77H221ZM245 79H247V78H245ZM250 79H253L252 77L250 78ZM93 80V79H92ZM94 80H95V78H94ZM150 80H151V82H150ZM160 80V79H159ZM175 80V79H174ZM209 80V79H208ZM254 80V79H253ZM89 81V80H88ZM156 81V80H155ZM155 81H153V83H156ZM162 81V82H163ZM167 81H169V80H167ZM176 81H178V80H176ZM181 81H178V83L179 82H181ZM199 81H197V83H196V85L197 84H199L200 85V82ZM215 81V80H214ZM252 81V80H251ZM250 81V82H251ZM83 82H84V80H83ZM91 82H94V81H91ZM162 82H160L161 83V86H160V83H156V86L158 85L161 89L164 87L165 89H162L161 91H160V89H157V87H154V89L156 88V90L157 91H155L154 89H152V92L154 91V92H159V94H160V96L162 95V94H165V93H168V91H170V93H168L167 94V97H168V100L170 99V101H172L173 103H175V105H183V104H185V103H193L194 101H192L193 99L192 98H194V100H196L195 98H197L196 96L195 97H193V96H191V95H189V100L188 99H183L181 96H177L176 94L178 93V94H180V92H182V91H180L179 89V91L177 90V88H180V89H183V84L182 83H180V84H178V83H176V84H178V86L179 85H182V86H177L175 83V85L172 83V80L171 81H169V82H171L174 86L173 87H176V91H175V89L173 88V91H175V92H173V93H171V90H168V88H171V86L170 85H167L165 82V84L164 83H162ZM173 82H175V81H173ZM207 82V81H206ZM206 82H204L203 84H202V86L204 87L206 84ZM209 82H210V80H209ZM225 82V81H224ZM240 82H241V80H240ZM239 82V83H240ZM244 82H246L245 80H244ZM247 82H249V81H247ZM246 82V83H247ZM170 83V84H171ZM194 83V84H195ZM208 83V82H207ZM223 83V82H222ZM222 83H221V85H222ZM225 83H228V81L227 82H225ZM252 83H254V81L252 82ZM252 83L250 84V83H247V84H250L251 86H253L252 85ZM65 84V83H64ZM90 84H93L92 85V87L94 86L95 87V89H96V92L94 93V91H93V88L91 87L90 88ZM164 84V86H162ZM171 84V85H172ZM184 84V85H185ZM210 85H211V83H209ZM208 84V87L210 88V85ZM246 85V84H245ZM250 85H248V86H250ZM150 86V87H149ZM239 86H240V84H239ZM182 87V88H181ZM195 87H197V86H195ZM202 87V88H203ZM211 87H213L212 85H211ZM234 88V91L235 90H237V88H235L236 86L234 85L233 86ZM237 87H238V83H237ZM242 87V86H241ZM246 87H247V85H246ZM255 87V86H254ZM185 88V87H184ZM201 88V89H202ZM206 88H207V85H206ZM224 88V87H223ZM240 88V87H239ZM248 88H250V87H248ZM172 89V88H171ZM195 89H197V88H195ZM241 89V88H240ZM240 89H238V91H240ZM242 89H245V88H242ZM241 89V90H242ZM71 90V85H70V88H69V91ZM88 90V91H87ZM142 92H141V91ZM167 90V91H166ZM203 90V89H202ZM232 90V89H231ZM246 90H247V88H246ZM111 91V93H108V92H110ZM178 91V92H177ZM196 91V90H195ZM225 91V90H224ZM248 91H250V90H248ZM248 91H246V92H248ZM91 92V93H90ZM92 92L94 93V95H95V97L94 96H92V97H94L93 99H91L92 101L91 102H94L95 100V102L97 103H93V104H95V106L97 107L96 109L95 108H92V107H95V106H93L92 105V103L89 101V99H88V101H89V103H91V105H92V107L90 106L89 107V109H88V111L89 110H91V112L92 113H95V114H89L90 116L91 115H94V117H96V122H95V124H94V126L93 127H91V125L89 126H87V127H89V128H85L86 127V125L84 124V128H82V126H81V128H80V122L81 123H83V121H80V118H81V114H83V113H78L77 115H75L74 116V114H73V112H75L77 109H79L78 107L85 101V98H91V97H89V96H91V94H92ZM120 92V93H121ZM177 92V93H176ZM199 92V91H198ZM119 93V92H118ZM118 93H116V94H118ZM120 93H119V96H120ZM151 93V92H150ZM194 93V92H193ZM197 93V92H196ZM224 93V92H223ZM233 93H237L236 91L235 92H233ZM249 93V92H248ZM110 94V95H109ZM114 95V96H116V97H114V96H111V97H114V98H111V99H109V100H107V103L108 102H112L113 103V105L114 104H117L118 105V103H119V100H122V98L124 99V97H122V96H120V97H122L121 99H120V97L118 96L117 97V95ZM152 94V96L153 95H155L154 93H151ZM157 94V93H156ZM158 94V95H159ZM205 92H204V97L201 99L200 98V100H202V101H200L201 103H204V101L205 102H208L207 101V96H205ZM214 93H212V95H213ZM225 94H227V93H225ZM87 95V96H86ZM93 95V94H92ZM145 95V94H144ZM210 95V94H209ZM146 96H147V94H146ZM151 96V95H150ZM165 96H166V94H165ZM187 96V95H186ZM190 96H191V98H190ZM107 97V98H108ZM148 97V96H147ZM155 97H159V96H156L155 95ZM163 97V96H162ZM202 97V96H201ZM206 97V98H205ZM211 97V96H210ZM119 98V99H118ZM135 98V99H134ZM144 98V97H143ZM166 98V97H165ZM188 98V97H187ZM141 99H142V97H141ZM145 99L146 98H144V100H143V102H144V104H143V102L140 100V99H138L139 101H137L138 103H140V102H142V105H145ZM150 99H152V97H150ZM154 99V102H156L155 101V98H153ZM192 99V100H191ZM198 99V98H197ZM204 99V100H203ZM160 100H162V98L160 99ZM165 100V99H164ZM168 100H167V102H168ZM209 100V99H208ZM210 100H211V98H210ZM123 101V100H122ZM130 101V106L128 105V109H129V107H130V111H129V113H130V115H129V117H127L128 118V122L126 123V125H124L123 124V121H121L123 118L122 117H124V116H120L118 119L120 120V121H118V119L115 117V122L113 121V119H114V117L112 118V121L114 122V124H116L115 125V128H114V126L112 125V127L114 128H112V127H110V129L112 128L113 129V131L115 132V129H116V127L117 126H120V128H123V126H125V128H123L124 130H125V134L127 135L128 133H132L133 131H134V128L135 127H133L134 125L135 126H137L138 125V122L139 121H136V124H135V120L138 118V115H143L144 113H142L141 112V110H139L140 108L142 109V107H140V105L141 104H139V109L137 110V113H136V108L135 109H133V107H131V105H133V104H131V100H129ZM148 101H149V99H148ZM148 101H146V102H148ZM166 101V100H165ZM169 101V102H170ZM199 101H198V103L196 104V102L197 101H195V105L194 106H196V105H198L199 106ZM209 102H212V101H209ZM214 102V101H213ZM86 103H88L87 101H86ZM88 103V104H89ZM123 103V102H122ZM88 104H86V105H88ZM111 104V103H110ZM136 104V105H135ZM147 104V103H146ZM211 104V103H210ZM85 105V106H86ZM90 105V104H89ZM88 105V106H89ZM108 105V104H107ZM112 105V104H111ZM117 105H114V106H116L115 108H118L117 107ZM119 105H121V103H119ZM118 105V106H119ZM126 105H127V103H126ZM173 105V104H172ZM257 105H258V103H257ZM88 106H86V108H88ZM113 106V107H114ZM122 106H124L123 104H122ZM248 106V105H247ZM250 106H252L251 104H250ZM259 106L262 108V105H260V103H259ZM120 107V106H119ZM127 106H125V108H126ZM144 107H148V106H144ZM187 107H188V105H187ZM243 107H245V106H243ZM242 107V108H243ZM257 107V108H256ZM255 108H256V110L258 109V106H256ZM86 108H83L85 111L87 110ZM91 108V109H90ZM112 108V107H111ZM122 108V107H121ZM125 108H123V110H121L120 111V113L122 112V111H124V113H126V109ZM138 108V107H137ZM170 108V107H169ZM199 108H200V106H199ZM249 108H251V107H249ZM254 108V109H255ZM95 109V112H93V110ZM119 109V108H118ZM116 110V111H118L119 112V110ZM147 109V108H146ZM171 109V108H170ZM227 109V108H226ZM112 110V109H111ZM111 110H109L108 112H110ZM114 110V109H113ZM112 110V111H113ZM126 110V111H125ZM133 110H134V112H133ZM207 110V109H206ZM214 111H215V109H213ZM231 111V109H228L227 111ZM237 110V108L236 109H234V111H236ZM255 110V111H256ZM115 111V112H116ZM143 111V110H142ZM146 111V110H145ZM157 111V110H156ZM171 111V110H170ZM169 111V112H170ZM234 111H233V109H232V112L234 113ZM238 111V110H237ZM236 111V112H237ZM258 111V110H257ZM81 112H82V110H81ZM115 112H114V115H112V116H115ZM128 112V111H127ZM132 112L134 113V114H132ZM152 112V111H151ZM241 112H243V110L241 111ZM240 112V113H241ZM250 112V111H249ZM62 113H67L68 114V116L71 114L72 115V117H71V119H69V123H71V125H73V123H74V126H70V127H67V125H65L64 124V126L62 125L64 122H66L67 121V123H68V120H67V118L66 117H68V116H66L65 115V121L62 123L61 121L63 120L62 118H60V120H59V123L58 122H54V121H57V119L56 120H54L55 118H59V117H64V114H62ZM112 113V112H111ZM124 113H123V115H124ZM163 113V112H162ZM161 113V114H162ZM171 113V112H170ZM199 113H200V111H199ZM251 113V112H250ZM255 113V112H254ZM254 113H252V114H254ZM258 113V112H257ZM59 114H61L60 116H59ZM110 114V113H109ZM119 114V113H118ZM117 114V115H118ZM228 114V113H227ZM256 114V113H255ZM70 115V116H71ZM85 115H86V113H85ZM84 115V116H85ZM105 115H107L106 116V118H105ZM111 115V114H110ZM121 115H122V113H121ZM141 115V116H142ZM155 115V114H154ZM169 115V114H168ZM203 115V114H202ZM211 115V114H210ZM237 115V113H235V114H231V115H229L228 117H225V119H224V121L222 120V122H221V124H220V127H219V129H223V131H221V132H219L218 131V135L220 134V133H225V132H227L228 134H229V130L230 129H228L229 127L231 128L232 127V122H233V117H235ZM70 116H69V118H70ZM87 116V115H86ZM85 116V117H86ZM126 116V115H125ZM141 116H139V117H141ZM194 116V115H193ZM219 116V115H218ZM249 116V115H248ZM118 117V116H117ZM151 117V116H150ZM162 117V116H161ZM200 117V116H199ZM202 117H204V116H202ZM206 117V116H205ZM204 117V118H205ZM263 117H264V115H263ZM263 117H262V120H264L263 119ZM88 117H86L85 119H87ZM143 118H145L144 116H142V120L141 121H144L143 120ZM203 118V119H204ZM251 118V117H250ZM249 118V119H250ZM254 119H256L255 121H253V122H256L257 121V118H255V117H253ZM105 119H106V121H105ZM117 119V120H116ZM149 119V118H148ZM208 119V118H207ZM246 119H248V117H246ZM94 120V119H93ZM137 120H140L139 118L137 119ZM204 120H206V119H204ZM245 120V119H244ZM244 120H242L243 122H244V125H245V122L246 121H244ZM88 121V120H87ZM86 121V122H87ZM124 121H126V119L124 120ZM147 121V120H146ZM217 121V120H216ZM250 121H251V119H250ZM250 121L249 120H247V127H248V124L250 123ZM260 121V120H259ZM117 122H118V124H117ZM178 122V121H177ZM176 121H175V123H177ZM243 122H241L242 124H243ZM262 122H264V121H262ZM77 123V124H76ZM84 123H85V121H84ZM140 123V122H139ZM145 123V122H144ZM147 124H148V122H146ZM203 121H200V122H194V124L192 125V126H194V128H201V129H203V126L205 125H203ZM241 123H240V125H241ZM252 123V122H251ZM78 124H79V126H78ZM88 124V123H87ZM89 124H91L90 122H89ZM109 125L111 124V120H110V123H108ZM113 124V123H112ZM167 124V123H166ZM173 124H174V122H173ZM256 125H257V123H255ZM140 125V124H139ZM144 125V124H143ZM234 125H237V123L236 124H234ZM165 126V125H164ZM170 126H175V125H170ZM182 126L184 127V126H187L186 124H177V126L175 127L176 128V133H175V136H173L172 135V137H175V139L174 138H168V140H166L167 139V137L165 136V138L163 137V139L165 140H163V141H159L158 140V138L159 137H156L155 136V138H153V139H155L154 140V142L152 141L153 139H151V141L153 142V144L155 145V146H157V142H158V147L160 148H162V150L164 149V150H166V151H171V152H173V155L175 156V158L177 159V160H181V161H183L186 165H185V168H184V171L182 172V174H180L179 172V179L177 180V181H175V183L173 184V185H175V184H179V185H181V186H184V185H189L193 180H194V178L196 177V175H198V173H200L201 172V170H202V168H205V167H207V166H209L210 165V163H211V161L212 160H215V161H219V160H221L225 155L224 154H222V153H220V152H217V154H214L213 156H212V158H210V161H208L207 163H204V167L203 166H201V167H199V166H196V165H194V164H191L190 162H194V161H190V158L192 159V157H193V155L191 154L190 155V153H189V155H186V153H185V150H184V148L182 149V147H181V141H183V140H185V138L187 137H185V134H181L180 133V130H181V128H182ZM239 126V125H238ZM242 126L243 125H241L240 127L242 128ZM252 126V125H251ZM251 126H250V128H248V129H252V131H254L253 130V128H251ZM73 127V128H72ZM91 127V128H90ZM105 127V128H104ZM139 127H141V126H139ZM144 127V126H143ZM160 127V126H159ZM163 127V126H162ZM161 127V129L160 128H158V129H156V130H161V132L164 134V133H166V134H168L169 132H171L172 131V129L170 128L169 129V126H168V128H166L167 127V125L164 127V128H162ZM233 127H236V126H233ZM232 127V128H233ZM235 128V129H237V130H239V129H241V128ZM243 127H245V126H243ZM106 128H108L107 130H106ZM119 128V127H118ZM117 128V129H118ZM138 128V127H137ZM142 128V127H141ZM140 128V129H141ZM149 128V126H146L145 128H144V130H147ZM193 128V129H194ZM246 128V127H245ZM84 129H86V130H84ZM103 129H104V131H103ZM168 129H169V131H168ZM200 129V130H201ZM224 129H226V130H228V131H226V130H224ZM248 129H246L245 131H241L242 133H244V136H248V133L250 132V134H252V131H247ZM264 129V128H263ZM88 130V131H87ZM119 130V129H118ZM171 130V131H170ZM231 130H233V129H231ZM230 130V132H234V131H231ZM87 131V132H86ZM111 131V130H110ZM113 131L111 132L112 134H113ZM121 131L122 130H120V138H121V136H124L123 134L124 133H122V135H121ZM138 131V130H137ZM173 131V132H174ZM257 131V130H256ZM260 131V130H259ZM117 132V131H116ZM124 132V131H123ZM135 132H136V130H135ZM135 132H133V133H135ZM141 132V131H140ZM153 132V131H152ZM238 132V131H237ZM246 132H248L247 134H246ZM95 133V135L93 136V137H91V138H88V137H86V136H91L92 134H94ZM110 132H109V135L111 134ZM128 134L127 136H128V138L130 139V137L132 136L133 137V135L134 134ZM187 133V132H186ZM235 133V132H234ZM233 133V134H234ZM242 133H241V135H242ZM256 133V132H255ZM261 134H260V136H264V132L262 133V131L260 132ZM114 134H116V133H114ZM113 134V135H114ZM117 134H118V132H117ZM154 135H156L155 133H153ZM169 134H173V133H169ZM212 133H209V134H207V135H211ZM227 134V135H228ZM108 135V134H107ZM221 135V134H220ZM219 135V136H220ZM230 135V134H229ZM235 135V134H234ZM255 135V134H254ZM258 135V134H257ZM62 136H66L65 138L63 137L62 138ZM150 136V135H149ZM168 136V135H167ZM193 136V135H192ZM218 136V137H219ZM223 136V135H222ZM259 136V137H260ZM109 137H111V135L109 136ZM114 137V136H113ZM115 137H116V135H115ZM154 137V136H153ZM168 137H170V136H168ZM190 137V136H189ZM216 137V136H215ZM227 136L225 135V138H226ZM105 138V137H104ZM106 138H107V136H106ZM125 138H126V136H125ZM136 138V137H135ZM135 138L133 137L132 139H134L135 140ZM217 138V137H216ZM242 138V136L240 137V139ZM246 138H248V137H246ZM245 138V139H246ZM253 138H255V137H253ZM110 139L111 138H108V140L110 141ZM124 138H122V140H123ZM128 139V140H129ZM132 139H130V140H132ZM161 139V138H160ZM172 139H174V140H172ZM221 139V138H220ZM239 139V140H240ZM107 139H104V141H106ZM114 140V139H113ZM127 140V139H126ZM126 140H123V141H126ZM162 140V139H161ZM216 140V139H215ZM242 140V139H241ZM195 141V140H194ZM221 141H222V139H221ZM233 141H235V139L233 140ZM236 141H237V138H236ZM255 141V140H254ZM112 142V141H111ZM130 142V141H129ZM148 143L150 142V139H148V141H147ZM253 142V141H252ZM103 143L105 144V146H106V148H103ZM106 143H107V141H106ZM119 143V142H118ZM120 143H121V141H120ZM131 143H133V146L135 145L134 144V141L132 140V142ZM131 143H129L130 145H131ZM107 144H109V142L107 143ZM127 144H128V141H127ZM217 144V143H216ZM220 144V143H219ZM110 145V144H109ZM119 145H121V144H119ZM199 145V144H198ZM136 146H137V143H136ZM135 146V147H136ZM243 146V145H242ZM130 147H132V145L130 146ZM142 147V146H141ZM157 147V148H158ZM195 147V146H194ZM217 147V146H216ZM221 147V146H220ZM134 148V147H133ZM137 148H138V146H137ZM159 148H158V150L157 151H159ZM160 148V149H161ZM257 148V147H256ZM108 149V150H107ZM156 149V148H155ZM215 149V148H214ZM242 149V148H241ZM95 150V151H94ZM112 150V149H111ZM134 150H135V148H134ZM136 150H138V149H136ZM161 150V151H162ZM228 150V149H227ZM213 151V150H212ZM260 151V150H259ZM105 152V151H104ZM128 152H129V150H128ZM132 152H134V151H132ZM136 152V151H135ZM140 152H145L144 150L142 151H140ZM156 152V151H155ZM160 152V151H159ZM247 153V152H246ZM97 154V155H96ZM141 154V153H140ZM145 154V153H144ZM143 154V155H144ZM156 154V153H155ZM154 154V155H155ZM257 154V153H256ZM259 154V153H258ZM142 155V156H143ZM163 155V154H162ZM127 156H129V154L127 155ZM133 156V155H132ZM131 156V157H132ZM140 156V155H139ZM138 156V157H139ZM150 156H153V155H150ZM149 156V157H150ZM166 156V155H165ZM169 156V155H168ZM191 156V157H190ZM144 157V156H143ZM142 157V159H144ZM155 157H156V160H158V158L160 157V156H158V155H155ZM170 157V156H169ZM259 157V156H258ZM113 158V157H112ZM194 158H196L195 156H194ZM260 158V157H259ZM261 158H262V155H261ZM133 159H135V156H134V158ZM136 159H137V157H136ZM142 159H140L141 160V163H143L144 161H146V159L143 161ZM160 159V158H159ZM162 159V158H161ZM161 159H160V164H162L161 162ZM105 160V159H104ZM129 160H130V158H129ZM139 160V158L135 161V162H137ZM140 160H139V162H140ZM148 160V159H147ZM150 160V159H149ZM112 162H113V160H111ZM110 161V162H111ZM133 160H132V162H134ZM151 161V160H150ZM154 161V160H153ZM152 161V162H153ZM159 161V160H158ZM261 162L263 161L264 162V159L263 160H260ZM104 162H106V163H104V166H105V164L107 165V161H104ZM147 162V161H146ZM146 162H144V165L146 164ZM149 162V161H148ZM210 162V163H209ZM259 162V161H258ZM138 163V162H137ZM140 163V165H142ZM154 163V162H153ZM167 163V162H166ZM172 163V162H171ZM255 163V162H254ZM136 164V163H135ZM156 164V163H155ZM154 164V165H155ZM159 164V165H160ZM176 164V163H175ZM178 164H180V163H178ZM209 164V165H208ZM262 164H264V163H261V166H262ZM149 165H151V164H149ZM148 164L147 165H145V166H149ZM163 165V164H162ZM170 165V164H169ZM172 165V164H171ZM171 165H170V167H171ZM254 165V164H253ZM253 165H250V166H253ZM116 166V165H115ZM129 166V165H128ZM135 166V165H134ZM134 166H132V168L134 167ZM138 166V164L136 165V167ZM161 166V165H160ZM176 166H177V164H176ZM180 165H178V167H179ZM134 168V169H138V167L137 168ZM140 167V166H139ZM159 166H157V168L156 169H158L159 170V168H158ZM166 167V166H165ZM164 167V168H165ZM167 167H168V164H167ZM178 167H176V168H178ZM181 167V166H180ZM254 168H256L255 166H253ZM259 167V166H258ZM262 167H264V166H262ZM106 168H108V167H106ZM106 168H104V170L103 171H105V169ZM120 168H123V166H120ZM150 169L148 170V168L146 169V170H148V171H151V167H149ZM93 169V170H94ZM101 169V170H100ZM127 169H129V168H127ZM142 169V168H141ZM141 169H139L140 171H141ZM179 169V168H178ZM97 170H99L98 171V173H96L97 172ZM109 170V169H108ZM143 170V169H142ZM145 169L143 170V172L145 171V173L147 174V171H146ZM170 170V169H169ZM106 171H107V169H106ZM106 171H105V173L103 174L104 176L106 175ZM128 171V170H127ZM126 171V173L128 174V172ZM154 171V170H153ZM150 172L151 173V175H152V173H154V172ZM159 171H161V169L159 170ZM166 171V170H165ZM174 171V170H173ZM178 171H180V170H178ZM138 172V171H137ZM136 172V170H135V173L134 174H136L137 173ZM171 172V171H170ZM242 172V171H241ZM100 173V174H99ZM125 173V172H124ZM123 173V170L120 172V174H124ZM125 173V174H126ZM140 173H142V171L141 172H139V174ZM144 173V174H145ZM164 173H166V175H169L167 172H164ZM172 173H174V172H172ZM177 172L174 174V176L176 175V174H178ZM243 173V172H242ZM120 174H117V177L116 178H118V175L119 176H121ZM126 174V175H127ZM143 174V173H142ZM243 174H245V173H243ZM125 175V176H126ZM130 175V174H129ZM149 175V174H148ZM162 175H163V173H162ZM172 175V174H171ZM102 177V179L103 178H105V177ZM123 176V175H122ZM121 176V177H122ZM124 176V177H125ZM128 176V175H127ZM138 176H142V175H138ZM216 176V175H215ZM101 177V176H100ZM156 177V176H155ZM175 177H177V175L175 176ZM174 177V178H175ZM256 177V176H255ZM264 177V176H263ZM114 178V177H113ZM136 179V178H138V180H139V177H137V175H136V177H133V179ZM259 178V177H258ZM260 178L263 180V184L261 183V181H260ZM259 178V181H257V182H259L258 183V186H259V184L262 186L263 185V187H264V178H262V175H261V177ZM109 180H110V178H108ZM119 179H122V178H119ZM127 179V178H126ZM132 179V180H133ZM141 180L143 179V178H140ZM257 179V177L255 178V180ZM108 180V181H109ZM113 180V179H112ZM116 180H118V179H116ZM128 180V179H127ZM137 180V179H136ZM258 180V179H257ZM219 181V180H218ZM230 181V180H229ZM101 182H102V180H101ZM114 182L116 183H118V181H115L114 180ZM113 182V183H114ZM121 182V181H120ZM131 182V184H132V181H130ZM134 182L135 181H133V184H134ZM142 182H143V180H142ZM142 182H141V184H142ZM221 182V181H220ZM93 183V184H92ZM113 183H110V185L111 184H113ZM146 184V183H145ZM218 184H221V183H217V185ZM251 184V183H250ZM108 185H109V183H108ZM135 185V184H134ZM143 185V184H142ZM223 185H224V183H223ZM152 186V185H151ZM231 186V185H230ZM229 186V188L227 187V188H222V192L221 193H224L223 195L220 193V194H218V192H217V194H216V192H214L213 190H208V191H205L204 193H203V195H201V196H203V199H204V203H202V204H204V206H203V208H204V210H205V212H207L208 213V215H209V217L208 218H210V217H212V218H214V219H216V218H219V219H224V220H222V222L225 224L226 223V220H225V217L227 218L228 216H225L224 217V213H226V210H228V207H229V205H230V202L232 201V196L233 195H231V193L233 192V193H235L236 194V187L234 188L233 186V188L232 187H230ZM261 186H259L258 188H260L261 189ZM138 187V186H137ZM171 187V186H170ZM213 187V186H212ZM211 187V188H212ZM262 187V188H263ZM57 188H63L64 190H63V193H62V189H61V191H60V189H57ZM133 188V187H132ZM146 188V187H145ZM210 188V189H211ZM216 188H217V186H216ZM243 188H245L244 186H243ZM254 188H257V186L256 187H254ZM108 189V188H107ZM141 189V188H140ZM150 189V188H149ZM164 189V188H163ZM184 189V188H183ZM218 189V188H217ZM221 189V188H220ZM225 189V190H224ZM238 189V188H237ZM241 189V188H240ZM247 188H245V190H246ZM260 189H258L259 190V192H261L260 191ZM55 190H57V191H55ZM106 190V189H105ZM151 190V189H150ZM198 190V189H197ZM206 190V189H205ZM215 190V189H214ZM233 190V191H232ZM243 190V189H242ZM248 191H247V194H246V192H245V195L244 194H242V196L244 195V198H245V196L246 195H248V192H249V190H250V188L249 189H247ZM257 189H256V191H258ZM262 190V189H261ZM264 190V189H263ZM61 193H60V192ZM67 191V192H66ZM76 191H78V192H82V196L80 195L81 194V192H80V194L77 192L76 194H79V195H77V197H79V200L77 201H75V199H78L76 196H74V195H76L75 194V192ZM107 191H109V190H107ZM135 191H137V190H135ZM146 191H148V190H146ZM185 191H186V193H187V190L185 189ZM223 191H225L226 192V194H225V192H223ZM251 191V190H250ZM252 191H254L253 190V188H252ZM57 192V193H56ZM112 192V191H111ZM143 192V191H142ZM145 192V191H144ZM151 193H153L152 191H150ZM149 192V193H150ZM162 192V191H161ZM184 192V191H183ZM193 192V191H192ZM191 192V193H192ZM197 192H200V191H197ZM240 192H242V191H238V193H240ZM259 192H257V194L259 193ZM263 192V191H262ZM134 193V192H133ZM136 193V192H135ZM154 193H157V192H154ZM159 193V192H158ZM165 193V192H164ZM201 193V192H200ZM232 193V194H233ZM254 193H255V191H254ZM88 194H89V191H88ZM138 194H140V193H138ZM166 194V193H165ZM177 194V193H176ZM175 194V195H176ZM178 194H180V192L178 193ZM181 194H182V192H181ZM184 194H185V192H184ZM194 194H196L195 193V191H194V193H193V195H190V194H188V195H190L191 197L193 196L194 197ZM251 194V193H250ZM252 194H253V192H252ZM256 194V193H255ZM262 194V195H261ZM260 194V196L262 197L263 196V200H264V194L263 193H261ZM111 195H112V193H111ZM142 195H143V193H142ZM174 195V196H175ZM187 195V196H188ZM226 195V196H225ZM238 195V194H237ZM151 196V199H153L154 197H152V195H150ZM149 196V197H150ZM158 196V195H157ZM177 196V195H176ZM175 196V197H176ZM179 196V195H178ZM185 197H187L186 195H184ZM181 197V199L183 198H185V197ZM249 196V195H248ZM253 198H254V196L253 195H251ZM250 196V197H251ZM259 196V197H260ZM76 197V198H75ZM81 197V198H80ZM87 197V198H86ZM148 197V198H149ZM192 197V198H193ZM195 197H197L196 195H195ZM200 197V196H199ZM226 199H228V203H225L224 202V199L225 198ZM235 197V196H234ZM238 197H239V195H238ZM251 197V198H252ZM255 197H256V199H255V202H254V204H258V202L256 203V200H262V198L260 199L259 197H258V195H255ZM257 197H258V199H257ZM86 198V199H85ZM143 198H144V196H143ZM156 198H158V197H156ZM161 198V197H160ZM188 198V197H187ZM237 198V197H236ZM244 198H238V199H241V200H243ZM59 199V200H58ZM155 199V198H154ZM153 199V202H151L150 201V199H148L150 202H151V205L154 203V200ZM159 199V198H158ZM178 199H179V202L181 203L182 201H183V199H182V201H181V199H180V196L178 197ZM178 199H177V201H178ZM191 198H189L188 200H190ZM247 199H248V197H247ZM254 199H253V201H254ZM25 200H28L29 202H28V204H23L24 206H22V202L23 201H25ZM56 200V202H57V204L55 203V205L54 204H52V202L53 201H55ZM144 200H145V198H144ZM251 199H249V201H250ZM262 200V201H263ZM136 200L134 199V202H135ZM149 201H146V203L147 202H149ZM160 201H161V199H160ZM160 201H158V202H160ZM163 201H171V198H165ZM176 201V200H175ZM177 201H176V203H177ZM186 201V200H185ZM192 201V200H191ZM194 201V200H193ZM236 201V200H235ZM234 201V202H235ZM245 201H247L246 199H245ZM249 201H247L245 204L246 205H249L250 203H249ZM262 201H261V203H262ZM60 202V201H59ZM149 202V203H150ZM178 202V203H179ZM198 202V201H197ZM233 202V203H234ZM251 203H252V201H250ZM175 202L173 201V203L172 204H174ZM180 203H179V206H180ZM239 203V202H238ZM247 203H249V204H247ZM264 203V202H263ZM101 204V203H100ZM104 204V203H103ZM159 204V203H158ZM163 204H164V202H163ZM171 204V205H172ZM190 204V203H189ZM188 204V205H189ZM243 204V203H242ZM244 204V205H245ZM254 204L253 205H250L251 206V208L248 206V208L246 209L245 207V209L246 210H248V209H253L254 210V212H252L253 210H248V211H250V212H252L253 214L254 213H256L258 210L256 209V212H255V209L254 208H252V206L254 207ZM102 205V204H101ZM117 205V204H116ZM135 205H137V204H135ZM160 205V204H159ZM170 205V204H169ZM171 205H170V207H171ZM178 204H176V205H174V206H177ZM182 205H183V203H182ZM186 205V204H185ZM263 205V207H264V204H261V206ZM70 206H71V208H73V210L72 209H70ZM91 206V205H90ZM100 206V205H99ZM103 206V205H102ZM113 206V205H112ZM147 206H148V204H147ZM153 206V205H152ZM151 206V208H153ZM165 206V205H164ZM178 206V207H179ZM189 206H191V205H189ZM193 206H194V204H193ZM88 207V206H87ZM104 207V206H103ZM149 207V206H148ZM147 207V208H148ZM158 207V206H157ZM187 207V205L185 206V208ZM195 207V206H194ZM193 207V208H194ZM241 207V206H240ZM260 207V204H258V207L257 208H259ZM263 207H260V209L262 208V209H264ZM63 208H65V209H63ZM86 210H85V209ZM89 208V207H88ZM117 208V207H116ZM150 208V207H149ZM148 208V210H150ZM159 208V207H158ZM165 208H167V206L165 207ZM176 208V207H175ZM183 208V207H182ZM189 208V207H188ZM192 208V207H191ZM190 208V209H191ZM231 208V207H230ZM242 208V207H241ZM244 208H242V209H244ZM94 209V208H93ZM143 208L141 207V210H142ZM162 209V208H161ZM168 209V208H167ZM170 209V208H169ZM195 209V216L194 217H196L197 215L196 214H198V211L196 210V208H194ZM233 209V208H232ZM232 209H231V211H232ZM238 209V208H237ZM237 209L235 210V211H237ZM241 209V210H242ZM74 210L76 211V212H74ZM159 210V209H158ZM173 211L170 213V214H172V213H175L174 212V210L175 209H172ZM199 210V209H198ZM204 210L202 211V212H204ZM234 210V209H233ZM240 210V209H239ZM241 210H240V212H241ZM58 211V212H57ZM70 211V212H71ZM85 211H89V212H85ZM93 211V210H92ZM96 211V210H95ZM99 211H100V209H99ZM112 211V210H111ZM117 211V210H116ZM162 211V210H161ZM171 211V210H170ZM169 211V212H170ZM197 211V212H196ZM229 211H230V209H229ZM229 211H227V213H230ZM245 211V210H244ZM260 211V210H259ZM259 211L257 212L258 213V215H259ZM262 211H264V210H261V212ZM57 212V213H56ZM144 212V211H143ZM149 211H147V213H148ZM160 212V211H159ZM184 212H185V210H184ZM187 212H189V211H187ZM238 212V211H237ZM236 212V214L237 215H240V214H238V213H240V212H238L237 213ZM74 213H76V214H78V215H75ZM88 213V214H87ZM113 214H114V216H112L111 218H116L117 219V217H118V214L115 216V212H112ZM111 213V214H112ZM146 213V212H145ZM150 213V212H149ZM148 213V214H149ZM180 213V212H179ZM201 213V212H200ZM243 213H245V212H243ZM243 213H242V217H243ZM251 213V214H252ZM256 213V214H257ZM109 214V213H108ZM107 214V215H108ZM151 214V213H150ZM166 214V213H165ZM231 214V213H230ZM234 214V213H233ZM235 214V215H236ZM256 214H254V215H256ZM262 214H264L263 212H262ZM73 215L75 216V217H73ZM92 215V214H91ZM110 215V214H109ZM109 215L107 216V217H109ZM173 215H176V213L175 214H173ZM180 215V214H179ZM179 215H177V216H179ZM222 215V216H221ZM226 215H228V214H226ZM248 215V213H247V211H246V216ZM252 216V217H255V216ZM71 216V217H70ZM85 216V215H84ZM84 216H82L84 219H85V217ZM95 216V215H94ZM142 216H144V215H142ZM146 216V215H145ZM164 216V215H163ZM183 216H185V214L183 215ZM200 215H198V217H199ZM206 216V215H205ZM246 216H244V217H246ZM250 216V218L252 219V217H251V215H248V217ZM259 216H261V217H263L261 214L259 215ZM78 217H76L75 218V220L77 221L78 219ZM82 217H80V219L78 220L79 221V223H81V222H84V220L83 219H81ZM89 217H90V215H89ZM89 217H88V219H89ZM92 217H93V215H92ZM121 217V216H120ZM149 217V216H148ZM174 217V216H173ZM186 217V216H185ZM184 217V218H185ZM198 217H197V221H198ZM201 217V216H200ZM199 217V218H200ZM234 217V216H233ZM241 217V216H240ZM242 217L240 218V219H237L238 220V222H236V223H239V220H241L242 219ZM243 217V218H244ZM247 217V218H248ZM53 218V219H52ZM68 218V219H67ZM102 218V217H101ZM153 218V217H152ZM175 218V217H174ZM181 218H182V216H181ZM187 218V217H186ZM239 218V217H238ZM257 218V217H256ZM255 218V219H256ZM54 219L56 220V222L55 223H53L54 222ZM103 219V218H102ZM109 219H110V217H109ZM116 219H112V220H116ZM149 219V218H148ZM156 219V218H155ZM155 219H152V220H154L155 221ZM164 219V218H163ZM171 219V218H170ZM176 219V218H175ZM178 219V218H177ZM179 219H180V217H179ZM188 219V218H187ZM194 219V220H195ZM204 219V217L201 219V223L203 224V222H202V220ZM229 219V218H228ZM234 219H236L235 217L234 218H232V221H234ZM249 219V218H248ZM248 219H246V221L248 220ZM250 219V220H251ZM254 219V218H253ZM71 220H73V219H71ZM75 220H74V223H75ZM83 220V221H82ZM117 220H119V218L117 219ZM117 220L115 221V222H117ZM150 220V219H149ZM173 220V219H172ZM213 220V219H212ZM258 220V219H257ZM261 219H259V221H260ZM66 221V222H67ZM78 221L76 222L77 223V225L79 224L78 223ZM81 221V222H80ZM103 221V220H102ZM111 221V220H110ZM119 221H121V220H119ZM118 221V222H119ZM144 221V220H143ZM146 221H148V220H146ZM205 221H207V220H205ZM211 221V220H210ZM215 221H219V220H214L213 222H215ZM231 222V220H228V224L229 225H231L230 224V222ZM245 221V219H244V222H246ZM72 222V221H71ZM104 222V221H103ZM114 222V221H113ZM126 222H127V220H126ZM170 222H171V220H170ZM176 222H177V220H176ZM180 222V221H179ZM184 222V221H183ZM186 222H187V220H186ZM196 222V221H195ZM198 222H200V220L198 221ZM221 222V221H220ZM220 222L218 223V222H215V223H213V225L214 224H216L217 223V225L218 224H220ZM241 223H243V224H245L244 222H242V220L240 221ZM263 224H264V220H262L261 221ZM52 223V224H51ZM69 223H70V221H69ZM74 223H72L73 224V226H72V228H74V225H76V224H74ZM90 223V222H89ZM100 223H101V220H100ZM107 223V222H106ZM148 223V222H147ZM150 223V222H149ZM153 224L155 223V222H152ZM162 223V222H161ZM172 223V222H171ZM188 224H189V222H187ZM193 223V222H192ZM226 223V224H227ZM64 226H65V224H66V226H67V224H68V222L67 223H65L64 224V221H63V223H62ZM61 223H60V225L59 226H61L62 225ZM71 224V225H72ZM82 224V226H83V224L84 223H81ZM109 224H110V226H112V225H114V223L111 225V223L109 222ZM151 224V223H150ZM150 224H148V225H150ZM156 224V223H155ZM154 224V225H155ZM173 224V223H172ZM177 224H179V223H177ZM186 224V223H185ZM195 223H193V225H194ZM222 224V223H221ZM220 224V225H221ZM221 225V227L223 226V231L225 230V228H227L228 229V227H226V224L225 225ZM232 224H235V223H232ZM53 225V226H52ZM62 225V226H63ZM71 225H69L68 224V226H69V230H71V228H70V226ZM106 225V224H105ZM116 225V224H115ZM114 225V226H115ZM122 225V224H121ZM156 225H158V224H156ZM163 225V224H162ZM169 225V224H168ZM187 225V224H186ZM242 224H237V226H241ZM62 226L61 227H59L58 229H62ZM66 226H65V228H66ZM80 226L81 225H79V228H80ZM81 226V227H82ZM86 226V225H85ZM88 226V225H87ZM122 226H125V225H122ZM145 226H147V224H145ZM188 226V225H187ZM189 226H190V224H189ZM188 226V229L190 228ZM204 226V225H203ZM205 226H206V223H205ZM212 226V225H211ZM215 226V225H214ZM211 227V229H213V228H215V227ZM233 226V229L236 227L235 225H232ZM235 226V227H234ZM78 227V226H77ZM76 226H75V229L77 228ZM108 227V226H107ZM120 227V226H119ZM179 227H181V224L179 225ZM202 227V226H201ZM242 227V226H241ZM241 227L240 228H236L237 230L238 229H241ZM244 227V226H243ZM242 227V228H243ZM65 228H63L64 230H66ZM68 228V227H67ZM79 228H78V230H79ZM84 228V227H83ZM110 228V227H109ZM115 228H116V226H115ZM143 228V227H142ZM187 228V227H186ZM186 228H184V229H186ZM196 228H198V226L196 227ZM205 228V227H204ZM220 228V227H219ZM218 227L217 228H215V229H218L217 230V232L221 229H219ZM58 229H56V230H58ZM82 229V228H81ZM117 229V228H116ZM119 229V228H118ZM132 229H134V228H132ZM145 229V228H144ZM188 229H186V230H188ZM230 229H231V227H230ZM83 230V229H82ZM81 230V231H82ZM109 230V229H108ZM112 230H113V228H112ZM115 230V229H114ZM151 230H154V228L153 229H151ZM151 230H150V233H148V235H150L151 236V233H153V231L151 232ZM179 230H180V228H179ZM190 230H192L193 231V228L192 229H190ZM59 231V230H58ZM58 231H56V232H58ZM68 231V230H67ZM72 231H77V229L76 230H74V229H72ZM80 231V232H81ZM169 231V230H168ZM176 231V230H175ZM189 231V230H188ZM201 231V230H200ZM197 232L196 230H195V232L196 233H198V235H199V237H200V239H202L201 238V235H200V233L201 232ZM222 231V232H223ZM228 231H229V229H228ZM227 231V232H228ZM232 231V230H231ZM234 231H236L235 229H234ZM241 230H239V232H240ZM65 232V231H64ZM128 232H130V230L128 231ZM190 232V231H189ZM203 232H204V230H203ZM219 232H221V230L219 231ZM225 232V231H224ZM224 232H223V234H224ZM233 232V231H232ZM238 232V231H237ZM238 232V233H239ZM60 233V232H59ZM58 233V234H59ZM66 233H68V232H66ZM133 233V232H132ZM143 234H142V236L144 235V232H142ZM163 233V232H162ZM177 233V232H176ZM181 233V232H180ZM186 233V232H185ZM215 233H216V231H215ZM213 234L214 235V237L216 236V234H217V236H218V233H216V234ZM226 233V232H225ZM234 233V232H233ZM242 233V232H241ZM240 233V234H241ZM65 234V233H64ZM140 234V233H139ZM155 234V236H156V233H154ZM187 234L188 233H186V236H187ZM240 234H238L239 236H240ZM145 235H146V238H147V233L145 232ZM144 235V236H145ZM162 235V234H161ZM172 235H174V234H172ZM172 235H170V236H172ZM181 235V234H180ZM234 235H237V234H234ZM71 236V235H70ZM144 236L142 237V238H144ZM149 236V237H150ZM153 236V235H152ZM179 234L177 235L176 234V240H180L181 239V237H182V235L180 236V239H179ZM203 236V235H202ZM216 236V237H217ZM225 236V235H224ZM224 236H221V237H224ZM23 237H25V238H30V239H33L35 242L37 241V240H39L40 241V243L41 244H43L44 245V248H37V251H35V253H33V254H31V253H29V252H26L27 250H25V251H22L23 250V247H22V238ZM59 237V236H58ZM63 237H64V235H63ZM79 237V236H78ZM107 237V236H106ZM119 237V236H118ZM127 237V236H126ZM161 237H163V236H161ZM165 237V236H164ZM178 237V238H177ZM192 237V236H191ZM205 237V236H204ZM206 237H207V235H206ZM211 237V236H210ZM219 237V236H218ZM226 237V236H225ZM235 237V236H234ZM34 238H38V239H34ZM60 238H62V237H60ZM72 238H74V237H72ZM82 238H84L83 236H82ZM170 238V237H169ZM175 237L173 236V239H174ZM197 239H199L198 238V236L196 237ZM227 238V237H226ZM107 239V238H106ZM126 239V238H125ZM162 239V238H161ZM171 239H172V237H171ZM172 239V240H173ZM187 239V238H186ZM186 239L184 240V241H186ZM194 239V241H190V244H191V242H195V240H197V239H195V238H193ZM192 238H190V240H193ZM199 239V240H200ZM204 239V238H203ZM221 239H224V238H220V242H219V238H218V240H217V243L215 244L214 242H215V240L216 239H212L213 241V247H216L217 248V246H215V245H218V242H219V244L221 243ZM230 238H228V240H229ZM67 240V239H66ZM68 240H70V238H68ZM98 240H99V238H98ZM168 240V239H167ZM182 240V239H181ZM188 240V239H187ZM227 240V239H226ZM233 240V239H232ZM71 241V240H70ZM80 241H82V243L83 242H85L86 241V244L83 246V245H81L82 243H80ZM102 241V240H101ZM116 241H118V240H116ZM141 241H144V240H141ZM149 241V240H148ZM147 241V242H148ZM157 241H158V239H157ZM156 241V242H157ZM211 241V240H210ZM234 241V240H233ZM88 242V243H87ZM99 242V241H98ZM166 242V241H165ZM177 242V241H176ZM200 242H202L201 240H200ZM204 242V241H203ZM209 242V241H208ZM229 242H230V240H229ZM228 242V243H229ZM25 243V242H24ZM60 243H61V241H60ZM75 243H76V245H78V247L81 245V246H83V247H79V249H77L75 246ZM77 243H80V245L79 244H77ZM95 243V242H94ZM93 243V244H94ZM137 243H140V242H137ZM173 243V242H172ZM171 243V244H172ZM193 243H192V248H191V246L190 247H188V243L186 244V242H184V245H182L181 247H177V249H179L180 251H182L181 249H183L184 247H186L185 246V244L187 245V247H186V250H191V252H189V253H192V249H193ZM197 243V244H196ZM205 243V242H204ZM210 243V242H209ZM222 243H223V240H222ZM222 243H221V246H222ZM226 243V242H225ZM234 243V242H233ZM233 243H231V245H230V247L229 248H231L232 247V244ZM259 243V242H258ZM257 243V244H258ZM68 244H67V246H68ZM105 244V243H104ZM146 244V243H145ZM150 244V242L148 243V245ZM182 244V243H181ZM196 244V246L197 245H199L200 243H199V241H196L195 243H194V245ZM224 244V243H223ZM43 245H42V247H43ZM97 245H99V244H97ZM116 245H117V243H116ZM120 245V244H119ZM132 245V244H131ZM138 245H140V244H138ZM137 245V246H138ZM141 245H142V243H141ZM141 245H140V247H141ZM152 245V244H151ZM228 245V246H229ZM262 245H263V243H262ZM87 246V245H86ZM108 246V245H107ZM112 246V245H111ZM144 247H146V250H148L150 247H148V249H147V244L146 245H143ZM143 246L141 247V248H143ZM177 245H175V247H176ZM184 246V247H183ZM211 246V244L209 245V247ZM30 247V246H29ZM90 247L91 246H89V249H90ZM97 247V246H96ZM99 247V246H98ZM131 247V246H130ZM129 247V248H130ZM139 246H138V248H140ZM153 246H151V248H152ZM165 247V246H164ZM195 247V246H194ZM199 247L201 248V245H199ZM199 247H195L193 250H194V252H193V254H195V253H198V254H196V255H193L192 254V256H190L189 257V259H188V262L190 261V262H194V261H197V260H201L202 261V259H201V255H200V253L201 252H203V251H199L200 249H199ZM203 247H204V245H203ZM206 247V246H205ZM213 247H211V248H213ZM226 247V246H225ZM245 247V246H244ZM101 248V247H100ZM109 248V247H108ZM123 248V247H122ZM134 248H136V247H134ZM133 247H132V249H131V251H129V253H128V255L130 254L131 255V253L133 252V253H135V251H132L133 249H134ZM141 248H140V251H141ZM191 248V249H190ZM207 248V247H206ZM219 248H221L220 246H219ZM219 248H217L218 250H220ZM243 248V247H242ZM83 249H86V251H87V248H83ZM92 249H93V247H92ZM102 249H104V247L102 248ZM118 249L119 250H121V246H119L118 247ZM117 249V250H118ZM143 249H145V248H143ZM157 249H159L160 250V247H158ZM174 249V248H173ZM177 249H175V250H177ZM199 249V250H198ZM214 249V248H213ZM216 249V250H217ZM31 250V249H30ZM98 250V249H97ZM101 250V249H100ZM100 250H98V251H100ZM109 250V249H108ZM135 250V249H134ZM145 250V251H146ZM184 250H185V248L183 249V251H182V253H181V255H183L185 252H186V250H185V252H184ZM195 250L197 251V252H195ZM201 250H202V248H201ZM212 250V249H211ZM217 250V252H219ZM94 251H96V250H94ZM94 251L93 250H89L88 252H92V253H90V255H93V253H94ZM97 251V252H98ZM105 251H107V249L105 250ZM110 251V250H109ZM168 251H170V249L168 250ZM174 251V250H173ZM199 251V252H198ZM205 251V250H204ZM213 251V250H212ZM241 251V250H240ZM31 252V251H30ZM104 252V251H103ZM102 252V254H104ZM112 252H113V250H112ZM118 252H121V251H118ZM117 252V255H116V253H114L115 254V256L117 257V258H119V255H120V258L121 259H123V256L124 257H126L125 255H127V252L125 251V254H123V252H124V250H123V252H121L120 254ZM131 252V253H130ZM158 252H160V251H158L157 250V253ZM172 252V251H171ZM177 251H175V253H176ZM184 252V253H183ZM75 253V254H74ZM99 253V252H98ZM109 254H110V252H108ZM133 253H132V257H133ZM137 253V252H136ZM135 253V255H136V257L134 256L133 258L135 259V258H138L139 257V261H140V259H143L144 257V255H143V252H142V254H140L141 255V257L140 256H138L139 254L137 253L136 254ZM152 253H153V250H152ZM189 253H188V255H189ZM210 253V252H209ZM213 253L214 252H212L211 253V255H212V257H216V255H218V253H216V255H213ZM220 254L222 253V252H219ZM242 253V252H241ZM102 254H101V251H100V255L102 256ZM107 254V252L105 253V255ZM109 254H108V256H109ZM119 254V255H118ZM147 254H148V252H147ZM146 252H145V258H146V260L149 262V260H151L150 258H148V256L149 257H152L151 255L152 254H148V256L146 257ZM160 254V253H159ZM167 254V253H166ZM220 254L218 255V256H220ZM88 255V254H87ZM89 255V256H90ZM94 255H96V253L94 254ZM100 255H99V257H100ZM104 255V256H105ZM111 256L110 257H112V254H110ZM127 255V256H128ZM143 255V256H142ZM156 255V254H155ZM161 255V254H160ZM169 256H171L170 254H168ZM177 254H175L174 256H176ZM180 254L178 255V256H180V257H183V256H181ZM187 255V256H188ZM191 255V254H190ZM205 255V254H204ZM210 255V256H211ZM238 255V254H237ZM236 255V256H237ZM242 255V254H241ZM241 255L239 256V259L241 258ZM97 256V255H96ZM96 256H94V257H96ZM104 256H102V257H104ZM165 256V255H164ZM173 255L171 256L172 258L174 257ZM209 256V257H210ZM217 256V257H218ZM222 256H223V254H222ZM235 256V257H236ZM247 256H249V255H247V254H245L244 255V258H246ZM79 257H81V255L79 256ZM83 257H85L84 259H83ZM93 257V256H92ZM94 257L92 258L93 260H94ZM109 257V258H110ZM114 257V256H113ZM116 257H114L115 259H116ZM153 257H155V256H153ZM156 257H158V254H157V256ZM156 257H155V259H156ZM167 257V256H166ZM165 257V258H166ZM224 257V256H223ZM233 257V256H232ZM89 258V257H88ZM107 258V255H106V257H105V259ZM114 258H111V259H109L110 261L113 259L114 260ZM119 258V259H120ZM131 258V257H130ZM133 258H131V261H132V259ZM161 258H163V255L162 256H160V259ZM171 258V259H172ZM175 258V257H174ZM173 258V259H174ZM176 258H177V256H176ZM175 258V259H176ZM198 258H200V259H198ZM214 258H211V259H214ZM219 258H221V256L219 257ZM224 258H226V257H224ZM243 258V259H244ZM91 259V256H90V260H92ZM100 259H102L101 257L99 258V260ZM108 259V258H107ZM106 259V260H107ZM120 259V260H121ZM129 258H127V259H125L126 261L128 260ZM133 259V260H134ZM149 259V260H148ZM158 259V258H157ZM167 259V258H166ZM169 260H171L170 259V257L168 258ZM175 259H174V262H175ZM180 259H183V258H179V262H180ZM185 259H186V257H185ZM184 259V260H185ZM228 259V258H227ZM238 259V258H237ZM246 259H250V257L248 258H246ZM246 259H245V261H246ZM263 260H264V258H262ZM99 260H97L98 262V264H99ZM112 260V261H113ZM120 260H119V264H121L122 262H120ZM145 260V261H146ZM154 260V259H153ZM168 260V261H169ZM204 260V259H203ZM214 260H216V258L214 259ZM214 260L211 262V263H213L214 262ZM228 260H231V259H228ZM44 261H43V263L42 264H45L44 263ZM52 263H51V262ZM81 261V263L80 264H83V262ZM89 261V260H88ZM103 260H101L100 262H102ZM136 262H137V260H135ZM137 262V263H139V264H142V262L144 261V260H141L140 262ZM152 261V260H151ZM162 261H165V260H162ZM171 261H173V260H171ZM177 261V262H178ZM205 261V260H204ZM210 261V260H209ZM208 261V262H209ZM224 261H225V259H224ZM223 261V262H224ZM238 261V260H237ZM250 262H252L251 260H249ZM254 261V260H253ZM64 262V261H63ZM69 262V263H68ZM89 262H92V261H89ZM88 262V263H89ZM104 263H105V260L103 261ZM133 262V263H132ZM131 263L132 264H135L136 262H134V261H132ZM148 262H146V264L148 263ZM189 262V263H190ZM198 262V261H197ZM196 262V263H197ZM220 262H222V261H220ZM227 262H229V261H227ZM239 262H240V260H239ZM241 262H242V260H241ZM258 262H261L262 264H263V262L261 261V259H259L257 262H254L255 264L256 263H258ZM28 263V262H27ZM26 263V264H27ZM30 263H32L33 264V262H30ZM86 263H87V261H86ZM113 263V262H112ZM124 263V262H123ZM127 264H131V263H128V262H126ZM126 263H124V264H126ZM157 263H160L161 264V261L160 262H149V264H157ZM171 263V262H170ZM169 262H168V264H170ZM176 263V262H175ZM175 263H173V264H175ZM181 263V262H180ZM205 263V262H204ZM203 262H200V264H204ZM230 263H232V262H230ZM243 263H244V261H243ZM29 264V263H28ZM35 264V263H34ZM37 264V263H36ZM56 264H57V262H56ZM59 264H61L60 262H59ZM63 264V263H62ZM85 264V263H84ZM91 264V263H90ZM92 264H93V262H92ZM96 264V263H95ZM103 264V263H102ZM111 264V263H110ZM115 264H117V261H115ZM143 264H145V263H143ZM193 264H195V263H193ZM197 264H199V263H197ZM206 264H207V261H206ZM218 264V263H217ZM234 264H235V261H234ZM246 264V263H245ZM247 264H248V261H247Z\"/></svg>",
    "mask_w": 264,
    "mask_h": 264
}]
</instances>
